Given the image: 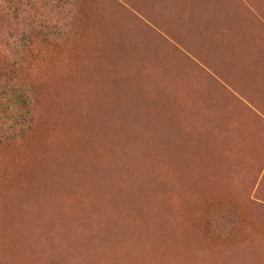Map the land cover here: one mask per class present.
Returning a JSON list of instances; mask_svg holds the SVG:
<instances>
[{
	"label": "trees",
	"instance_id": "1",
	"mask_svg": "<svg viewBox=\"0 0 264 264\" xmlns=\"http://www.w3.org/2000/svg\"><path fill=\"white\" fill-rule=\"evenodd\" d=\"M233 5H234L233 0H0V141L8 144V143L15 142V140L20 138V137H25V139H26V138L31 137L33 135L36 136V134H38V133L44 135L48 130H50V133L52 131H54L53 135H51L50 133H49L50 135L48 133H46V134H48L47 137L49 136V138H51L50 140H48L47 137H43L40 135V139H42V138L43 139L42 140L38 139L40 141L39 145L40 146L43 145L45 147L41 146V148L38 147V148H36V150L31 149L35 145L36 141H38V140L32 141V139L34 137L33 136L32 138L27 140L23 146L8 148L6 151L4 150L3 152L0 153V161L2 160L1 161L2 163H0V167H1L0 174H2L3 172L5 173V174H2V176L0 175L1 176L0 183L3 182V184L1 183L2 185L0 184V193H1L0 194V200H1L0 201V203H1L0 214L2 213L0 215V221H2L1 224L10 225V226H8L9 229L6 227L7 232L6 231L5 232L7 234L4 233V235H6V237H4V235H3V237L0 238V241H1V239L6 238L5 242H4V240H2L3 242H0L1 243L0 247L2 246L0 248V264H33L34 259L38 256L37 251L39 249L36 248L37 242H38V237L32 236V235L35 233L34 231H36V230L38 232L41 231L40 233H42V234L47 233V230L44 227L45 226H49V227L51 226L49 224V222L47 221V218L49 217V215L51 217H54V218H59V217L67 218V219L69 218L70 220L73 221V223L72 222L69 223V222L65 221V222H63L61 224H57L55 226H57V227L61 226L60 228L63 227L62 229H58V230L62 231L63 233L65 232L64 234L66 236H68V241L71 243L73 250L77 249V251L79 250V251H81V253L85 252L82 255L83 259H82L81 263L84 262L83 264H90V262L92 264L93 263L94 264H119L120 262H121V264L122 263L123 264H129L130 262H134L135 261L134 259H137V258L139 261L138 260L135 261L134 264H139V262H141V261L142 262L140 264H143V263L148 264L146 261L140 259V253L144 252V250H145V248L141 247L142 246L141 244L148 237V235L144 236V234L149 233V231H145V230H149L150 227H151L150 230H152L154 228L156 230L157 229L156 226H161V225H162L161 228H162L165 236L171 237L173 240V241H171V243H168V244H167V242L164 243V245H161V247L162 248L165 247V248H163V250H166L167 248H169V250H167V251L169 254L172 255V263H174V264H193V263H195V264H264V262H262V258H261L264 252L260 254L261 250L264 251V249H263L264 245L260 250H257L255 247H253V242H256V246H257L258 242L253 240V242L251 243V240H252L251 237L255 236V235H242V234L239 235V231H236L237 229L234 228V225L240 223V228L238 229V230H240L243 227V223L245 221L247 227H249L250 229L255 230V231H261L264 233V221H262L263 217H261L257 214H254V213H250L251 215H244L243 216L244 220H243L241 217L234 216L233 215L234 212L231 210V208H227V211H229L231 214V217L229 219V213L228 212H222V210H223L222 207H220L218 210V213L221 216H213V215L209 214V211L211 210L212 205L215 202L216 196H218V194H216L214 191L220 190V189H225L224 192L230 191L231 189H229V183L231 184L233 179H234V184H239L243 178L246 180L243 182V187H245L247 189V195L249 196L247 198L252 199L251 203L258 205L264 211V174H263L264 173V82H259L260 78L257 77L258 68L261 69L262 71H264V53H263L264 47L263 46H261V47L257 46V43L255 42V36H253L251 34H248V35L246 34L247 33V31H246V28H247L246 12L241 13L237 16H235L234 14L231 15L230 10L233 7ZM247 8L249 9L248 10L249 14L254 15L255 20H253V21L257 24H258V22H260L264 26V20H262V17L260 15H258L257 11L254 10V8L252 6L251 7L247 6ZM102 18H103V20H102ZM104 23H107V24L105 26H103ZM101 24H103V25H101ZM99 25H101L104 30L103 29L101 30L102 27ZM98 27H100V28H98ZM158 28H160V29H158ZM99 29L102 32L101 31L99 32ZM104 32H106V33H104ZM126 33L131 34V35H127ZM121 35H123V36H121ZM119 36L123 39H120ZM130 36H132V38H130ZM125 37L130 38V40L126 39L127 41L129 40L130 43L132 42L131 39H133V44L132 45L130 43L128 44L127 41L125 40ZM116 39L117 40L119 39L120 42H118ZM112 40H113V42H112ZM115 40H116V42H115ZM122 40H125V42L127 43V50H128L127 52L129 55L127 53L125 55V53L122 52V51H124V52L126 51L124 49V48H126L125 47L126 45L123 48V45L125 43ZM110 42H112L113 44L115 42L114 46H112L113 44ZM120 43L123 45L120 46L121 45ZM116 44H118V45L120 44V45L118 46ZM128 46L134 47V51H132L134 54H131L132 52H130L131 50H133V49H131L132 47H128ZM101 47L103 48L102 50H101ZM119 47H120V49H119ZM90 48H92V50H89ZM106 48H108L109 50ZM115 48L118 50H114ZM129 48H130V50H129ZM121 49H123V50L121 51ZM255 50H257L256 53H255ZM87 51L89 53H87ZM99 51H101V52L98 53ZM105 51H106V53H105ZM102 52H103V54H102ZM107 52L109 54H107ZM117 52H118V55H115V53H117ZM84 53H85V55H84ZM120 53L126 57L121 56ZM113 54L115 57L117 56L118 60H119L120 56L122 57V58H120V61L122 59V61H121L122 65H120V61H118V60H116V58H114ZM130 54H131V56H130ZM89 55H91V56H89ZM101 55L105 56V58L102 57ZM108 56H109V58H108ZM255 56H258V57H255ZM87 57H88V59L90 58L89 59L90 61L87 60ZM130 57L134 61H132V59H130ZM128 58H129V61H128ZM83 59H84V61H83ZM103 59L106 61L109 59V61L110 60L111 61L110 62L107 61L104 64ZM79 61H80V63H79ZM114 62L116 63V66L113 64ZM123 62H125V64ZM117 63L119 65H117ZM78 64H80V65H78ZM103 64L106 66H104ZM123 64H124V66H123ZM113 65H114V67H113ZM71 66L73 67V69L70 68ZM92 66H93V70H92ZM118 66L119 67L121 66L120 69L123 68L122 71L124 74H126L125 76H123V73L121 72V70L120 71L118 70ZM132 66H135L136 69H135V67L132 68ZM100 67H101V70H100ZM109 67H111V69L113 68V69L117 70V72H115V70L112 69V74H111V71H110L111 69H109ZM54 68H55V70H54ZM96 68L99 70L97 71ZM46 69L48 70L47 72L51 73V79L49 77H47V75L45 73ZM65 69H67L66 70L67 72L65 71ZM77 69L78 70L81 69V71H78ZM160 69H163V70H160ZM61 70L63 71V73L61 72ZM75 70H77V72ZM103 70H104V72H102V73L99 72V71H103ZM138 70H141L140 74H139ZM72 71H74V72H72ZM105 71H106V73H105ZM113 71H114V73H113ZM60 72L65 77L62 78L63 76H61L59 79V78H57V76H53V80H52L53 73H60ZM83 72L86 73V75H84ZM160 72H163L164 74L169 72L168 73L169 76H168V74L162 75ZM171 72H175V73H171ZM72 73H73V75H72ZM95 73H99V75L95 74ZM103 73H105V75H103L102 78H100ZM94 74L96 75V77H94ZM108 74H110V76H108ZM114 75H116V76L114 77ZM144 75H145V79H144ZM147 75L149 76V81L147 79L148 78ZM156 75H157L158 79L155 78ZM86 76H88V77H86ZM142 76H143V79H142ZM150 76L153 77V79ZM163 76L164 77L168 76V77H167V79H165L166 77L164 78ZM67 77L71 80L67 79ZM103 77H105V78L103 79ZM106 77H108V78H106ZM111 77H113V78H111ZM130 77H133L132 80ZM135 77H137V78H135ZM140 77H141V80L138 81ZM96 78H98L97 81H96ZM115 78H116V80H115ZM129 78L131 81L129 80ZM125 79H126V81H125ZM134 79H135V81H136V79H138L136 81L137 84H139L142 80L146 82L145 84L143 81L141 82V84H144V85H142V89H141V84L138 87H136V85H135L136 83L133 81ZM61 80H63L64 82ZM67 80L69 81V83L67 82ZM74 80H76V82L77 81H79V82H77V83L75 82V84H74ZM104 80H105V82H104ZM118 80L119 81L123 80V81H121V83L119 82V85H118ZM157 80H158V82L155 83V81H157ZM93 81H95V83ZM132 81H133V83L131 84ZM150 81L151 82L153 81L154 83H150ZM91 82L93 84H96L98 82L97 83L98 85L97 84L93 85ZM111 82L114 85V87H113V85H110ZM62 83L64 85H61ZM79 83L81 84V86ZM102 83H104V84H102ZM122 83H123V85L126 84V85H124V88H125V91L128 90V91H126V93H128L127 96H129L128 97L129 99L127 98V96L124 97V95H126V93L122 89L123 86H120V85H122ZM158 83H160L159 85L163 86V88L162 87L160 88L159 85H158V87H156ZM177 83H179V87L176 85ZM73 84L77 88H75L73 86ZM115 84H116V89H115ZM91 85H93V86H91ZM103 85L106 88H104ZM117 85H118V87H117ZM127 85H129V86L127 87ZM59 86H60V88H58ZM68 86H69V88H67ZM86 86H88V87H86ZM174 86H175V88L177 87V89H175ZM182 86H183V89H181ZM94 87H98V88H94ZM134 87H136L137 89L135 88V90H134ZM153 87L155 88L156 92L154 91ZM172 87L174 88L173 90H171ZM81 88H84V89L82 90ZM103 88L105 91L103 90ZM118 88H119V90H118ZM158 88L160 89L161 92H158L159 91ZM179 88L181 89V91L184 92V94H181L183 92H180ZM113 89H115L116 91L115 90L113 91ZM140 89L142 90V92L144 90L147 91V92L145 91L146 96L143 95V94H145L144 92L143 93L140 92L141 91ZM61 90H62V92H61ZM94 90H97V91H94ZM101 90H102V93H101ZM108 90L112 91V92L109 93ZM121 90H123L124 92ZM130 90L134 91V93L132 91L130 92L131 95H129ZM177 90H178L177 93L178 94L180 93L181 97L183 96V98L180 101L181 102L180 104H176V103H179V99L181 98V97H179L180 95L178 96V94L175 93ZM56 91H57V93H56ZM98 91H100V92H98ZM103 91L106 93L104 94ZM152 91H153V93H152ZM79 92H81V93H79ZM92 92H93V94H92ZM118 92H120L122 95L124 93L121 101H120L121 98L119 96L122 97V95L118 96V94H117ZM137 92H138V96L139 97L141 96L140 98H142V101H146L145 107H143L145 102L143 104V102L141 101V99H139L138 96H137L138 98L136 99L137 101L133 99V96L135 97ZM58 93L60 95L59 97H61V98H59L56 95ZM66 93H67V96H66ZM87 93H88V95H87ZM108 93L111 95V97H109L110 95ZM158 93H159L160 97H155ZM173 93H175V95L177 97L172 95ZM106 94H107V96H106ZM115 94L118 97H114ZM148 94H152V95L147 96ZM153 94H154V96H153ZM75 95H77L78 97L77 96L75 97ZM92 95H94V96L92 97ZM162 95H163V97H162ZM84 96H86V97L83 98ZM100 96H102V97H100ZM131 96H132V98H131ZM143 96L147 97V100L143 99ZM171 96H172V98H170ZM173 96L176 97L177 100ZM151 97L152 98L154 97L153 98L154 100ZM167 97H169V99H171V100L168 101ZM178 97H179V99H178ZM95 98H96V101H94L95 103H93L91 101V99H95ZM111 98L114 100L117 98H119V99H117V101L115 100L116 102L113 103L114 100H112ZM71 99H72V101H71ZM88 99H90L89 103H88V101H89ZM105 99H106V101H105ZM126 99H128V100H126ZM149 99H151V100L148 104ZM164 99L167 101H165ZM172 99H174L176 103L174 102V100L172 101ZM184 99L187 100V102ZM107 100L109 102L105 103V102H107ZM118 100H119V103L116 104L118 102ZM123 100L124 101L126 100L125 101L126 104L124 103ZM130 100L131 101L134 100L136 102L141 101L142 103L141 102H139V103L143 104L142 107L144 109L143 108L140 109L141 104L136 103L139 105L138 106L135 104L134 101L130 102ZM157 100H162V101H157ZM170 101L173 104L172 106H174L173 108L170 104ZM182 101H183L184 105H182L180 108ZM60 102H62L63 104ZM67 102H69V103H67ZM152 102H153V104L156 103L157 105L154 104V105H156V106H154L152 104ZM162 102L163 103L165 102V104H164L165 107L163 106ZM70 103H72V104H70ZM81 103L82 104L84 103V105H82ZM91 103H92V105L90 106ZM98 103H99V105H98ZM166 103H167V105H166ZM174 103H175V105H174ZM187 103L189 104V106L186 105ZM77 104H78V106H77ZM94 104L96 107L94 106ZM115 104L117 107L115 106ZM131 104H133V105L135 104L136 106L133 107V105L131 106ZM60 105L61 106L63 105L64 108H63V106L61 107ZM65 105L67 108L69 107V109L70 108L71 109L70 110L65 109L66 108ZM111 105H112V107L114 105L116 108L110 107ZM123 105H124V107H123ZM148 105H149V107H147ZM152 105L154 106L153 109H151ZM185 105H186L185 109H188V108H190V109H188V110L183 109L182 110V107H184ZM56 106L59 109L58 108L55 109ZM176 106H178V109ZM60 107L62 110H64L66 112L65 113L63 111L64 115H62L63 112H62V110H60ZM101 107L102 108L105 107V111ZM107 107H109L110 109H108ZM119 107H121L122 110ZM128 107H130L131 109H129ZM132 107L135 108V109H133L134 113L132 112L133 111ZM169 107L173 109V112H172V109H170L171 113L175 112V114H176L175 109L177 110L178 113H179L178 110H180V113H179L180 115L181 114L183 115V112L187 111L188 113L190 112V114H187V112H186V115L184 113L185 116L181 115V117L184 118L187 115H190V117L189 116L186 117L185 122L181 117L180 118L178 117L179 121H177V115H175V114L170 115L171 113H169L170 112ZM82 108L84 110H82ZM155 108H157V109L155 110ZM91 109H93V110L91 111ZM99 109H100V112H99ZM114 109H115V111H114ZM164 109H165V112H163ZM111 110L114 113H112ZM117 110H118V113H116ZM123 110H125L124 113L122 112ZM144 110H146V112ZM152 110H154V111H152ZM56 111H58V112L60 111L59 114L62 112L60 114L61 116L57 117V115H59V114H58V112L56 113ZM84 111H86V112L83 113ZM89 111H91V112L89 113ZM107 111H110L111 113L107 112ZM147 111H149L150 114H148ZM67 112H69V113L67 114ZM130 112H132L133 115H131ZM140 112H142L141 115H140ZM152 112H154L158 116L156 117V115L154 113H153L154 115H152L151 114ZM158 112H159V114H157ZM72 113L73 114L77 113V114L73 115ZM94 113H97V114L99 113L98 115H96V118L94 117L95 116ZM106 113L108 116L106 115ZM121 113L122 114L127 113L126 114L127 116L124 115V117H126V118L122 117L123 115H121ZM129 113H130V115H129ZM145 113H147L149 115V117H148V115L146 117ZM160 113H163V116H161L162 117L161 119L159 116V115H161ZM65 114H67V115L65 116ZM88 114H90V115H88ZM102 114H104V115H102ZM115 114H117V117L115 116ZM119 114L121 115V117H119ZM179 114H178V116H180ZM54 115H55V117H54ZM69 115H70V117H68ZM85 115H87V116H85ZM137 115L140 116V118H138ZM150 115L155 116V117L154 118L152 116L150 117ZM164 115H165V117H164ZM173 115L176 117V120H174L175 117ZM252 115H254V116H252ZM73 116L78 117V119H80V120H77V118H74ZM83 116H84V118H83ZM171 116H173V118ZM191 116H193V117H191ZM43 117H45L47 119L45 124H42ZM67 117L69 119H67ZM107 117H109V118L107 119ZM113 117H114V119L119 117L118 118L119 121H118V119L112 120ZM143 117H144V120H143ZM59 118H61V122H60ZM73 118L75 119V122H74ZM97 118H98V120H96L97 121V123H96V121L94 119H97ZM123 118H124V120H123ZM141 118H142V120H139ZM147 118H148L150 124L152 123V120L154 121L152 124V127L154 126L153 128H151V126H149L150 124L148 123V120H146ZM85 119H87V120H85ZM88 119H90V120H88ZM105 119H107V121H110V120L111 121L107 122ZM127 119H129V120L126 122ZM137 119L139 122L142 123V124L140 123L141 125H139V123H137L138 122ZM150 119H152V120L150 121ZM159 119L161 120V122L163 120H165L162 123L165 122L167 124L163 125L161 122H159L160 121ZM181 119L184 122V124L182 123ZM84 120H85V122H88V124L85 123ZM92 120H94V121H92ZM122 120H123V122H122ZM155 120H156V122H155ZM238 120H239L240 124L237 127H240V129L239 128L238 129L236 128V129L242 131L241 134L239 133V131H237L235 129V126L230 124L231 121H238ZM52 121H53L54 125L56 124L55 125L56 128H58V129L60 128L59 129L60 131H58L55 127H54L55 130H52V126H54V125H52ZM55 121H56V123H54ZM64 121H66L67 124H66V122L64 124ZM68 121L70 122V126H69ZM105 121L107 122V124H106L107 127L105 125V123H106ZM115 121H117V122H115ZM129 121H131L132 123ZM227 121H229V123ZM90 122H91V124H89ZM92 122H95V123L93 124ZM101 122H103V125H101L102 124ZM128 122L131 125L128 126L127 125V124H129ZM176 122L177 123L180 122V125L178 126L179 123L177 124ZM78 123L80 125L83 124L82 126H83V128H85V129H83L84 131L80 130L82 128V126L80 127V125ZM133 123H136L137 125L133 124ZM143 123H146V124H143ZM76 124H78L79 126L77 125L78 126L77 127ZM98 124H99L100 129H101L100 134H102L103 137H101V135H99V131H100L99 129H96V131L93 130L94 134L96 133L95 135L98 134V136H95L92 133L93 131L90 132V129L92 130L93 126L96 127V126H98ZM110 124H112V125L109 127L108 125H110ZM115 124H117V125L115 126ZM174 124H175L176 128L173 127ZM50 125H52V126H50ZM58 125H59V127H57ZM91 125H93V126H91ZM138 125L140 127H137ZM156 125H158V126H156ZM167 125H170V126H167ZM185 125H187L186 128H185ZM229 125L232 126L234 132L236 131L234 133V136L231 135L232 132H231V134L229 133L230 131H232V129L229 128L230 127ZM113 126L116 128V131H115V128ZM118 126H119V128H118ZM130 126H132L133 130H132V128H129ZM181 126H184V127H181ZM244 126H245V128H244ZM70 127H71V130L69 129ZM75 127H77V128H75ZM98 127H96V128H98ZM121 127H123V128H121ZM134 127H136V128H134ZM143 127L145 130L143 129ZM156 127L159 129V131H157L158 129ZM215 127H217L216 131L214 129ZM88 128H89V131H88ZM218 128H219V132H221V130L225 129L227 135L222 134L225 132L224 130H223V132H221L219 134V132L217 131ZM77 129H79V131ZM112 129L115 131V133H114V131L112 132ZM124 129H125L126 133H125V131H123ZM130 129L133 132L135 131L137 134L136 133L133 134V132ZM147 129L149 131V134L147 133ZM166 129H168V131L165 132ZM210 129L211 130L213 129V130L210 131V133H209ZM229 129H230V131H229ZM56 130H57V133L59 132L60 136L55 133ZM64 130H68V131H65L66 137H68L67 133H69L70 135H69V139L66 137H63V138H65V140L67 142H68V140L71 139L69 141L71 143L68 142L67 145L61 144L63 146L62 147L60 145V139L62 141L64 140L61 138ZM97 130H98V132H97ZM104 130H105V132L108 130L106 133H108L109 136H108V134L103 133ZM109 130L113 133V136L110 135L111 133ZM227 130H228V132H227ZM74 131H76V133ZM119 131H121L120 132L121 134L118 133ZM141 131H142V133H141ZM143 131H145V132H143ZM213 131H215L214 132L215 134L213 133ZM60 132H62V133H60ZM72 133L75 135H73ZM90 133H91V135H90ZM164 133H165V135H164ZM179 133H181V134L179 135ZM238 133H239V135H238ZM71 134L73 135V137H70ZM76 134L77 135L79 134L78 135L79 137ZM85 134H86V136H85ZM135 134H136V136H135ZM217 134H219L220 136L218 137ZM221 134H222V136H226V137L228 136V137L227 138L225 137L224 139H222L223 137L221 136ZM235 134H236V136H235ZM243 134H245V136H247V137H245L246 138L245 140L243 138L244 142L242 140L239 143L237 141V140H239L238 137H241ZM56 135H57V137H56ZM106 135L108 137H111V138L114 137L113 140L111 138H108ZM118 135H119V137L121 136V138L117 137ZM122 135L125 137V139H124V137H122ZM130 135H131V137H130ZM167 135H168V137H167ZM172 135H174V136L172 137ZM206 135H207V137H206ZM216 135L218 138H216ZM230 135H231V138H230ZM82 136H84V137H82ZM89 136H90V138H89ZM133 136L135 138H133ZM178 136H180V137H178ZM208 136H209V138L211 136L210 140H209ZM92 137H94V139ZM98 137H99V139H98ZM143 137H144V139H142ZM44 138L45 139L47 138L46 140H48V143L51 142V144H48L46 140H45L46 143L41 142V141H44ZM53 138H55L56 141H52ZM72 138H74L73 141H72ZM149 138H151L150 141H149ZM234 138H235V141H234ZM82 139H84V140H82ZM95 139H97V140H95ZM212 139L216 140V142ZM226 139H229L230 141L232 139L233 140L231 142L228 140L230 142L229 143ZM57 140H59V141L57 142ZM65 140L63 142H65ZM90 140L91 141L93 140V142H92L93 144L91 142H88ZM117 140H118V142H117ZM125 140H126V142H125ZM152 140H154V141H152ZM163 140H165V141H163ZM203 140L204 141L207 140V142H205V144H204ZM222 140H224V141H222ZM83 141H85L84 144H82ZM105 141H107V142H105ZM113 141H115V142H113ZM120 141H122V144L119 143ZM147 141H148V143H147ZM155 141H156V145H154ZM170 141H172V142H170ZM209 141H212V143H209ZM236 141H237V145L239 146L238 148H237V145H235ZM67 142H65V144ZM86 142H88L90 144H88ZM112 142H113V144L111 146L114 149L113 148L110 149L111 148L110 146L108 147V145L111 144ZM116 142H117V144H116ZM218 142H220L218 144L219 147L217 145ZM223 142L226 144H224ZM58 143H59V146L53 145V144H58ZM75 143L77 145H79V147H77V145ZM100 143H101V146H100ZM102 143H103V145H102ZM124 143H125V145H124ZM131 143H132V145H130L131 148H128L129 144H131ZM215 143H216L217 147H216ZM232 143H234V144H232ZM37 144H38V142H37ZM37 144H36V147H37ZM46 144H48V145H46ZM104 144H106V145L104 146ZM118 144H119V146H117ZM171 144H173V145H171ZM177 144H179V145H177ZM208 144H209V146H207ZM210 144H211V146H210ZM213 144H214V147L212 146ZM221 144L223 145V148H222ZM9 145L16 146V145H19V143L9 144ZM9 145H6V146H9ZM84 145L86 147H84ZM138 145H140V146H138ZM233 145H235V146H233ZM240 145H241V150H240ZM47 146H48V148H50L52 146V148L48 149ZM55 146H57V147H55ZM87 146H90L91 149H89V147L87 149ZM125 146L127 149L125 148ZM133 146H135V147H133ZM173 146H174V148H173ZM82 147H83V149H82ZM106 147H107V150L109 149L112 151H110L108 153L106 150ZM118 147H120V148L118 149ZM167 147H168V150H167ZM177 147H178V149H177ZM53 148H57V149H53ZM66 148H69V149H66ZM70 148H72V149L70 150ZM74 148H77L78 151L74 150ZM95 148H97V149H95ZM98 148H100V149L103 148V150H99ZM243 148L245 150H247V149L248 150L245 151ZM29 149H30V151L33 150L34 154H33V152H32V154L31 153L29 154L27 152V151H29ZM38 149L40 152L44 149L41 152V154H42L41 158L39 157L40 153L38 152V154H37ZM52 149L56 150V151L49 153L50 151H53ZM62 149L64 151H62ZM79 149H81V151ZM85 149H87V150H85ZM129 149H130V151L133 149L132 153L129 151ZM19 150L21 152H23V155L22 154L21 155L24 158L26 156V159H23L21 157V155H20L21 152ZM45 150H46V152H48L49 150L50 151L47 154L46 152H44ZM67 150H68V152H67ZM72 150H74V151H72ZM82 150L87 151V152L84 151V153H86V155L82 154L83 153ZM117 150H118V152H117ZM134 150H135V152H134ZM239 150H240L241 154L244 155V153H245V155H246V156L242 155V158L245 157L243 160L239 159L241 157V154L238 153ZM243 150L245 152H243ZM71 151L73 152L72 156L70 155V154H72ZM98 151H101V153ZM143 151H144V153H143ZM159 151H160V153H159ZM217 151L218 152L221 151V152L218 153ZM226 151H227V153H226ZM232 151H233V154H232ZM254 151L256 152L255 154H249L250 152H254ZM35 152L37 154V157L35 156V158H34L33 156L36 155ZM43 152H44V154H43ZM55 152H57V153L54 154ZM59 152L61 153V155L58 154ZM63 152H65V153H63ZM69 152H70V154L67 155V153H69ZM94 152H96V153H94ZM106 152L109 156H111L110 158H107L108 155L106 154ZM112 152L114 154H112ZM116 152H117V155H116ZM174 152H176V153H174ZM14 153L19 158L21 157L20 159H23L24 161L20 160L18 157H16L14 155ZM87 153H89V155ZM91 153H94V154H91ZM99 153L101 156L99 155ZM96 154L99 157H97ZM120 154H122V155H120ZM228 154L229 155L232 154L231 160H230L231 155L229 156ZM28 155L30 156V159H29V157H27ZM31 155H33L32 158H31ZM55 155H57V156L59 155L58 157H60V159H57L58 157L56 158ZM82 155L85 157H83ZM90 155L92 156V158L90 157ZM239 155H240V157H238ZM48 156H50V157H48ZM88 156L90 158H88ZM103 156L104 157L106 156L104 158V161H102ZM169 156L170 157L172 156V157L170 158ZM15 157H16V159H15ZM42 157H44V158L48 157V158L45 161V159ZM61 157L63 159L65 158L69 162H67L66 160L63 161V159H61ZM72 157H73V159H75L77 161L78 165L74 164V163H76V161L74 162ZM113 157H115V159ZM127 157L129 158V160ZM143 157H145V158L143 159ZM6 158L9 162V164L6 161ZM9 158H11L12 160ZM37 158L39 159V161ZM50 158H52V159H50ZM67 158H69V159H67ZM70 158L73 160V163L71 162L72 160ZM81 158H83V159H81ZM86 158H88V159H86ZM32 159H34L36 162L33 160L32 165H31ZM84 159H86V160H84ZM89 159H91V160L89 161ZM109 159L110 160L113 159V160L110 161ZM118 159L121 161H119ZM167 159H169V160H167ZM246 159L248 161H246ZM43 160L45 162H43ZM78 160H80V161H78ZM107 160H109L108 161L109 163L107 162ZM116 160H118L119 166L117 165L118 163L116 162ZM173 160H174V162H172ZM10 161H11V163H10ZM53 161H56L58 163H56V162L53 163ZM60 161H63V162L61 163ZM88 161H89V163H88ZM97 161L98 162L102 161L99 163L100 167L98 166ZM114 161H115V163H114ZM26 162H27V165H26ZM65 162H67L66 163L67 166H66ZM103 162H107V163L102 164ZM122 162H124V163L122 164ZM33 163H35L36 165ZM60 163L62 166H60ZM90 163H91V165H89ZM166 163H168L169 166ZM176 163H178L179 166L177 165V167H175ZM230 163H232V164H230ZM22 164H23V166H22ZM28 164H30L31 166L29 165V167H27ZM39 164H41V166ZM42 164H43V166H42ZM53 164H54V166L56 164L58 165L59 171L57 170V166L53 167ZM68 164H70L71 166ZM82 164H83V166H81ZM86 164L88 165V167H85ZM95 164H97V166H95ZM100 164H102L103 170H102V166ZM105 164H107V168H106ZM114 164H116V166H118V167H116ZM13 165H15V166H13ZM46 165H47V167H46ZM76 165L77 166L80 165V167L75 168ZM132 165H133V167H132ZM196 165H197V167H196ZM213 165H214V167H213ZM227 165L229 167H227ZM5 166L8 168V170L10 167L11 173H10V170L7 171V168H5ZM11 166L14 168H12ZM44 166H45V168H44ZM49 166L51 168H49ZM73 166H74V168H72ZM182 166H183V168H182ZM41 167H42V170H41ZM59 167H62V168H59ZM84 167L87 168L88 171L89 170H92V171H90L88 173V172H86L87 170L85 171ZM90 167H91V169H90ZM98 167H99V169H98ZM172 167H174V169ZM235 167H237V168H235ZM17 168L19 169V171L20 170L21 171L18 172ZM68 168H72V170L70 169L71 171H69ZM79 168H80V170H79ZM82 168H84V169H82ZM95 168H96V170H95ZM145 168H146V170H145ZM161 168L162 169L164 168V169L162 170ZM177 168H178V170H177ZM73 169H75V170L73 171ZM77 169H78V171H77ZM81 169L83 171H85L83 174H81V172H83V171H81ZM1 170H3V171H1ZM12 170L14 171V173ZM39 170H40V172L37 173V171H39ZM65 170H67L66 172L68 173V175L65 172ZM148 170L150 171V173ZM174 170H175V172H174ZM224 170L226 172H224ZM6 171H7V173H6ZM30 171H32L31 174H29ZM48 171H50L51 174ZM61 171H62V173H61ZM153 171H154V173H153ZM261 171H262V174H261ZM33 172H34V174H32ZM74 172L76 174H73ZM77 172H78V174H77ZM122 172H123V174H122ZM25 173H26V175H28V174L29 175L26 176ZM35 173H37V176ZM48 173H49V176H48ZM65 173H66V175H65ZM85 173H87V174H85ZM93 173L95 176L93 175ZM111 173L114 174V177H112L113 174H111ZM182 173H183V176H182ZM58 174L60 177L58 176ZM62 174H64V175L62 176ZM90 174H91V176H90ZM121 174H122V176H121ZM44 175H46V176H44ZM72 175H73V179H72ZM85 175H88L91 178L89 177L90 179H88V176L85 177ZM153 175H154V177H153ZM12 176H15V177L13 178ZM53 176H55V177H53ZM67 176H69V177H67ZM105 176L108 178H106ZM143 176H144V178H143ZM145 176H146V178H145ZM79 177L81 179H79ZM82 177L84 179L86 178L85 180H87L88 184L83 180ZM60 178H61V180H60ZM5 179H7V180H5ZM27 179H28V181H27ZM41 179H43V180H41ZM91 179H92V181H91ZM102 179H103V181H102ZM112 179H114V180L112 181ZM140 179H141V181H140ZM3 180L5 181V183ZM31 180H33L34 182ZM56 180H57V182H60L62 184L61 187H60L61 184L54 182ZM63 180H64V182H63ZM66 180H68V183L69 182L70 183L66 184V182H67ZM69 180H72V181H69ZM76 180H77V182H76ZM154 180H155V182H154ZM158 180H160V181H158ZM35 181L36 182L39 181V182L36 183ZM145 181H146V183H145ZM52 182L55 183L56 185L55 184L53 185ZM89 182L92 184H90ZM106 182H108V183H106ZM30 183H31V186H30ZM64 183L66 186H63ZM75 183H77V184L75 185ZM25 184H27V185H25ZM32 184H33V186H32ZM46 184L47 185L49 184V186H47ZM71 184H74V185L72 187L70 186L71 187V190H70V188L68 186ZM152 184H154V185H152ZM194 184H196V186ZM198 184H199L201 189L198 187ZM23 185H25V186H23ZM37 185H39V186H37ZM44 185H46V186H44ZM57 185L59 187V190L57 189L58 188ZM88 185H90V187H88ZM1 186H3V187H1ZM26 186H27V188H26ZM43 186H44V188L40 189ZM84 186L86 187L85 189L88 188L87 191L85 189H83ZM91 186L92 187L94 186L95 189L91 188ZM159 186H161V188H159ZM193 186L195 188L196 187H198V188L195 189V188H193ZM62 187H64V189L67 188V190L65 189L66 191L65 190L63 191L65 194H63V192H62V190H63ZM52 188L54 191H55V189H57L56 190L57 192L56 191L54 192L52 190ZM75 188H77L76 191L74 190ZM27 189H28V191H27ZM37 189H39L41 191H37ZM43 189H44V192H43ZM90 189H92V190H90ZM123 189H125V190L123 191ZM152 189H153V191H152ZM198 189H200V190H198ZM12 190H13V192H12ZM88 190L90 193L88 192ZM98 190H100V192ZM104 190H105V192H104ZM140 190H141V192H140ZM243 190H244V188H243ZM33 191H34V193H32ZM70 191H72V192H70ZM73 191H74V194L72 195L71 193H73ZM159 191H160V193H159ZM250 191L254 193L253 198L251 197ZM27 192L28 193L30 192L31 195L30 194H29V196L26 195V194H28ZM39 192L42 193V197H41V194H39L37 196V193H39ZM81 192L84 194L83 195L84 197L81 195L82 194ZM86 192L88 194H85ZM49 193H51V196H49L50 195ZM52 193L53 194L56 193L55 197L53 199H52V197L54 195ZM69 193L71 194V196H69L70 195ZM77 193L79 196L81 195L82 197L76 196ZM33 194H34V196H32ZM111 194H112V196H111ZM127 194H128V196H126ZM172 194L174 195V197ZM190 194H192V196ZM215 194H216V196L213 197ZM116 195H117V197H116ZM138 195H140V196H138ZM142 195H143L144 199L142 198ZM227 195L228 194H225V195H221L219 197L223 198L222 196H227ZM31 196L33 197V199L34 198L35 199L33 200ZM61 196H62V198H61ZM100 196H103V197H100ZM3 197H4V199H3ZM37 197L38 198L41 197L42 199L40 198L38 200ZM73 197L75 200L78 199L77 197H79V199L80 198H83V199L82 200L78 199L79 200V201L77 200L78 203H75L76 201H74V203H73V201H72ZM85 197L87 198V200ZM8 198H9V201H8ZM46 198H48V199H46ZM55 198H56V201L54 200ZM67 198L69 200L68 202L72 201L68 205H66L68 203ZM113 198H115V199H113ZM125 198H126V200H125ZM131 198H133V199H131ZM152 198H154V199H152ZM195 198H196V200H195ZM254 198L255 199H262L263 202L259 203L257 201H254ZM70 199H72V200H70ZM137 199L139 200L138 202H137ZM157 199H158V201H157ZM30 200H31V203L29 202ZM51 200L54 201V204ZM120 200H122L121 201L122 203L120 202ZM83 201H84V204L82 205ZM107 201H109V202H107ZM125 201H126V204H128V205L124 209V207L126 205ZM140 201H142V202H140ZM6 202H7V204H5ZM19 202H21V203H19ZM62 202H64V203H62ZM101 202H102V204H100ZM16 203H17V205H16ZM144 203H146V204L144 205ZM40 204H42V205H40ZM72 204H73V206H72ZM46 205H48V206H46ZM95 205H97V206L95 207ZM119 205H121V207L124 206L121 209L125 210V212H124L125 215H123V210H120V207L118 208ZM129 205H130V207H129ZM7 206H8V208L9 207L10 208L7 209ZM18 206L21 208H19ZM27 206H29V207H27ZM59 206H60V208H59ZM69 206L70 207L72 206L71 207L72 210H71V208H69ZM45 207H47V208L45 209ZM78 207L80 209L82 207L81 213L83 212L84 216H83V214L82 215L80 214V210L78 209ZM86 207H87V209H86ZM97 207L103 208V209L100 210V209H97ZM141 207H142V209H141ZM170 207H171V209H170ZM189 207H191V208H189ZM66 208H68V209H66ZM147 208L151 211H148ZM20 209H21V211L22 210L23 211L21 212ZM25 209H27V210H25ZM64 209H66V210H64ZM93 209L95 210V212ZM3 210L5 212H3ZM15 210H17V211H15ZM33 210L35 211L36 214H38L37 215V222H36V230L33 228L34 227L33 222H30L28 220L29 216L33 215ZM38 210H39V212H38ZM99 210H100V212H99ZM108 210H109V212H108ZM114 210H116V211H114ZM119 210L122 212H120ZM136 210L138 212L137 215H135ZM19 211L22 213V215H20L21 213ZM47 211L49 212V214ZM127 211H128V213H127ZM129 211H130V213L132 212L131 213L132 215H130ZM66 212H67L68 216H67ZM142 212L144 213L143 215H141ZM151 212H153V214H151ZM64 213H65V215H64ZM100 213H102V214H100ZM14 214H16V215L14 216ZM85 215H86V217H85ZM117 215H118V217H116ZM129 215H130V217H129ZM134 215L136 218L137 217H139V218H137V220H135ZM145 215H146V219L148 218L149 220H146L144 222L145 219H142V220H140V219L143 217L145 218ZM123 216L126 218H124ZM5 217H6V219H5ZM10 217L13 220L10 219ZM18 217H19V219H18ZM81 217H83L82 221H81ZM164 217H165V219H164ZM14 218H16V219H14ZM106 218H107V220H106ZM127 218H129V219H127ZM7 219H8V221H7ZM189 219H190V221H189ZM228 219H229V221L227 222ZM99 220H101V221H99ZM122 220H123V222H121ZM138 220H140V221H138ZM6 221H7V223H6ZM9 221H10V223H9ZM11 221H13V222H11ZM89 221H90V223H89ZM175 221H176V223H175ZM16 222H17V225L14 224ZM18 222H20V224H19L20 227L18 225ZM136 222H137V224H135ZM139 222H140V225L138 226ZM141 222L143 224H141ZM147 222H149L150 225ZM187 222H189V223H187ZM22 223H24V224H22ZM75 223H76V225H75ZM87 223H88V225H87ZM114 223H116V224H114ZM130 223H131V226H130ZM132 223L137 226L136 229H134L135 226H133ZM166 223H168V224H166ZM11 224L12 225L14 224L13 225L14 227H12ZM30 224H32V225H30ZM189 224H191V225H189ZM123 225H125V226H123ZM147 225H149L148 226L149 228L146 227ZM169 225H171V227ZM229 225L231 228L229 227ZM69 226H75V227L69 228ZM144 226L146 227L145 229L142 228ZM15 227H17V228H15ZM120 227H122V228H120ZM139 227H141L142 230ZM182 227H183V229H182ZM41 228H43V229H41ZM76 228L78 230H76ZM90 228H91V231H90ZM130 228H132L133 230H131ZM18 229H19V231H18ZM52 229L56 230L54 227H52ZM71 230H73V231H71ZM85 230H86V232L84 233ZM192 230H193V232H192ZM9 231L11 233H9ZM131 231H134V232H131ZM137 231L139 233L143 232L144 234L143 233H140V234L136 233ZM234 231H236V232L234 233ZM13 232L18 233L19 235L14 234L15 236L12 237L11 234L13 235ZM146 232H148V233H146ZM175 232H176V234H175ZM133 233H135V236ZM263 233H259L258 235L262 236V235H264ZM170 234H171V236H170ZM7 235H10V236H8V238H7ZM89 235H90V237H89ZM136 235H139V236L137 237ZM132 237L133 238L135 237L134 240ZM139 237H141V238H139ZM174 237H175V239H174ZM130 238L132 241L130 240ZM7 239L11 240L10 242H8V244H6L8 241ZM74 239L76 242L74 241ZM94 239H96V240H94ZM126 239H128V241H129V243H128L129 246L134 247L136 249H138V248L140 249V247H141L142 249L140 251H139V249L138 250L135 249L136 250L135 251L134 248H131V247L127 248L128 244H125V242L127 243ZM139 239H141L142 242H141V240L139 241ZM79 240H80V242H79ZM130 241H131V245H130ZM244 241H245L246 245H244V243H243ZM122 242L126 246L123 244L120 245ZM140 242H141V244H140ZM87 243H89V244H87ZM138 243L140 244V247H139ZM177 243H179V244H177ZM180 243H182V244H180ZM197 243H198L199 248L196 245ZM117 244H118V246H116ZM9 245H10L11 249L8 248ZM15 245H16V247H14ZM134 245H137V246H134ZM6 246H7V252H5ZM123 246H125V247H123ZM184 246H185V248H184ZM125 248H127V249L130 248L129 251H131L133 254L131 252L129 254V251L128 250L127 251H128V254L130 256L131 255L133 256L134 261L133 260L131 261V259L129 258L130 256H128L127 252H125L126 251ZM132 249L134 251H132ZM185 249H186V252L184 253ZM187 249H189V250H187ZM1 250H3V252ZM9 250L11 251L10 253H9ZM182 250H183V252H182ZM196 251H197V253H196ZM91 252H92V254H91ZM122 252H124L125 255L127 254V260H125L124 253L122 255ZM134 252H137V253H134ZM181 252H182V254L180 255ZM200 252H201V254H200ZM135 254L137 255L136 256L137 258L135 257ZM120 256H121V258H120ZM132 256H131V258H132ZM5 257H7L8 259ZM122 257H124V259ZM117 258H118L119 262L115 261ZM121 259H122V261H121ZM90 260H92L93 262ZM123 260H124V262H123ZM259 260L262 263L259 262ZM196 261H198V262H196ZM185 262H187V263H185Z\"/></svg>",
	"mask_w": 264,
	"mask_h": 264
},
{
	"label": "bare ground",
	"instance_id": "2",
	"mask_svg": "<svg viewBox=\"0 0 264 264\" xmlns=\"http://www.w3.org/2000/svg\"><path fill=\"white\" fill-rule=\"evenodd\" d=\"M102 20H103V18H102ZM104 20H105V19H104ZM105 21H106V20H105ZM105 21H104V22H105ZM106 24H107V23H104V25H103V24H101V25L105 26ZM101 25H99V26H101ZM101 27H102V26H101ZM98 28H100V27H98ZM102 29H103V27L101 28V30H102ZM101 30L99 29V32H100ZM103 30H104V29H103ZM101 32H102V31H101ZM104 33H106V32H104ZM126 34H127V35H131V34H128V33H126ZM126 34H125V35H126ZM121 36H123V35H121ZM119 38H120V39H123V38H121L120 36H119ZM130 38H132V36H130ZM130 38H129V37H128V38L125 37V40H126V39H129V40H130ZM109 40H110V39H109ZM116 40H117V39H116ZM116 40H115V42H116ZM125 40H122V41L125 43L124 45L121 44L122 42L120 43L121 45H120V44H119V45H120V46L123 45V48H124V46L126 45V46H125L126 48H124V49L126 50L125 52L122 51L123 49H121V51H122L123 53H125V55H126V53L128 54V52H127V51H128V50H127V43L129 44L130 42H129V40H128V41L126 40V41H127V43H126ZM131 40H132V42H131L130 44L132 45V44H133V39H131ZM117 41L120 42L119 39H118ZM134 41H135V40H134ZM108 42H109V41H108ZM112 42H113V40H112ZM112 42H110V43H112ZM115 42H114V44H115ZM110 43H109V44H110ZM112 44H113V43H112ZM114 44H113L112 46H114ZM105 45H106V44H105ZM116 45H118V44H116ZM116 45H115V46H116ZM119 45H118V46H119ZM105 47H106V46H105ZM107 47H108V46H107ZM110 47H111V46H110ZM128 47H132L131 49H133V50H131L130 52L134 51V47H133V46H128ZM113 48H114V47H113ZM102 49H103V48L101 47V50H102ZM106 49H108V48H106ZM119 49H120V47H119ZM89 50H92V48H90ZM89 50H88V51H89ZM104 50H105V49H104ZM108 50H109V49H108ZM108 50H107V51H108ZM114 50H118V49L115 48ZM129 50H130V48H129ZM88 51H87V53L90 52V51H89V52H88ZM112 51H113V50H112ZM100 52H101V51H99L98 53H100ZM103 52H104V51H103ZM103 52H102V54H103ZM108 52H109V51H108ZM108 52H107V54H109ZM110 52H111V51H110ZM119 52H120V51H119ZM93 53H94V52H93ZM105 53H106V51H105ZM91 54H92V53H91ZM120 54H121V53H120ZM120 54H119V55H120ZM131 54H134V53L132 52ZM131 54H130V56H131ZM135 54H136V53H135ZM84 55H85V53H84ZM92 55H93V54H92ZM115 55H118V52L115 53ZM128 55H129V54H128ZM128 55H127V56H128ZM89 56H91V55H89ZM101 56L105 58V56H103V55H101ZM113 56H114V54H113ZM121 56H124V55L121 54ZM121 56H120V58H122ZM136 56H137V55H136ZM99 57H100V56H99ZM111 57H112V56H111ZM111 57H110V58H111ZM124 57H126V56H124ZM132 57H133V56H132ZM108 58H109V56H108ZM114 58H116V60H118V59H117V56H116V57L114 56ZM120 58H119L118 61H120ZM81 59H82V58H81ZM89 59H90V58H89ZM89 59H88V57H87V60H89ZM130 59H132V58L130 57ZM103 60H104V59H103ZM135 60H136V59H135ZM81 61H82V60H81ZM83 61H84V59H83ZM89 61H90V60H89ZM107 61H109V59H108ZM107 61L104 60V64H105V62H107ZM110 61H111V60H110ZM110 61H109V62H110ZM114 61H115V60H114ZM121 61H122V59H121ZM121 61H120V65H122ZM128 61H129V58H128ZM132 61H134V60L132 59ZM85 62H86V61H85ZM100 62H101V61H100ZM109 62H108V63H109ZM76 63H77V62H76ZM79 63H80V61H79ZM83 63H84V62H83ZM90 63H91V62H90ZM111 63H112V62H111ZM123 63L125 64V62H123ZM94 64H95V63H94ZM101 64H102V63H101ZM104 64H103V65H104ZM109 64H110V63H109ZM113 64L116 66V63H115V62H114ZM124 64H123V66H124ZM128 64H129V63H128ZM136 64H137V63H136ZM78 65H80V64H78ZM114 65H113V67H114ZM117 65H119V64L117 63ZM134 65H135V64H134ZM73 66H74V65H73ZM86 66H87V65H86ZM104 66H106V65H104ZM104 66H103V67H104ZM109 66H110V65H109ZM111 66H112V65H111ZM75 67H76V66H75ZM75 67H74V68H75ZM101 67H102V66H101ZM101 67H100V70H101ZM120 67H121V66H120ZM120 67L118 66V70H119V71L121 70V72L123 73V71H122L123 68L120 69ZM130 67H131V66H130ZM133 67H135V66H132V68H133ZM70 68L73 69L72 66H71ZM68 69H69V68H68ZM83 69H84V68H83ZM102 69H103V68H102ZM109 69H111V67H109ZM109 69H108V70H109ZM112 69H113V68H112ZM112 69L110 70V71H111V74H112ZM124 69H125V68H124ZM135 69H136V67H135ZM62 70H63V69H62ZM62 70H61V71H62ZM66 70H67V69H65V71H66ZM77 70H78V69H77ZM77 70H75V71L77 72ZM92 70H93V66H92ZM96 70L98 71L99 69L96 68ZM106 70H107V69H106ZM113 70H115V69H113ZM160 70H163V69H160ZM63 71H64V70H63ZM63 71H62V72H63ZM70 71H71V70H70ZM70 71H69V72H70ZM78 71H81V69L78 70ZM97 71H96V72H97ZM110 71H109V72H110ZM126 71H127V70H126ZM138 71H139V74H140V71H141V70H138ZM66 72H67V71H66ZM72 72H74V71H72ZM94 72H95V71H94ZM99 72L102 73V72H104V70H103V71H99ZM115 72H117V70H115ZM177 72H178V71H177ZM64 73H65V72H64ZM78 73H79V72H78ZM83 73H84V72H83ZM105 73H106V71H105ZM105 73H103V74L101 75L100 78H102V76L105 75ZM113 73H114V71H113ZM127 73H128V72H127ZM160 73H161L162 75L164 74L163 72H160ZM168 73H169V72H168ZM168 73H165L164 75H166V74H168ZM171 73H175V72H171ZM178 73H179V72H178ZM178 73H177V74H178ZM66 74H67V73H66ZM74 74H75V73H74ZM81 74H82V73H81ZM88 74H89V73H88ZM88 74H87V75H88ZM95 74H98V75H99V73H95ZM95 74H94V77H96ZM67 75H68V74H67ZM72 75H73V73H72ZM84 75H86V73H84ZM125 75H126V74L123 73V76H125ZM127 75H128V74H127ZM141 75H142V74H141ZM170 75H171V74H170ZM61 76H62V75H61ZM74 76H75V75H74ZM78 76H79V75H78ZM81 76H82V75H81ZM108 76H110V74H108ZM112 76H113V75H112ZM115 76H116V75H114V77H115ZM147 76H148V75H147ZM152 76H153V75H152ZM160 76H161V75H160ZM168 76H169V74H168ZM168 76H167V77H168ZM63 77H64V76H63ZM63 77H62V78H63ZM68 77H69V76H68ZM68 77H67V79H69ZM72 77H73V76H72ZM86 77H88V76H86ZM91 77H92V76H91ZM91 77H90V78H91ZM137 77H138V76H137ZM137 77H135V78H137ZM150 77H151V76H150ZM163 77H164V76H163ZM165 77H166V76H165ZM165 77H164V78H165ZM167 77H166L165 79H167ZM80 78H81V77H80ZM104 78H105V77H103V79H104ZM106 78H108V77H106ZM111 78H113V77H111ZM130 78H131V80H132L133 77H130ZM130 78H129V80H130ZM151 78L153 79V77H151ZM155 78L158 79L157 75H156ZM164 78H163V79H164ZM76 79H77V78H76ZM84 79H85V78H84ZM120 79H121V78H120ZM120 79H119V80H120ZM123 79H124V78H123ZM142 79H143V76H142ZM144 79H145V75H144ZM147 79H148V81H149V76H148ZM147 79H146V80H147ZM152 79H151V80H152ZM69 80H71V79H69ZM77 80H78V79H77ZM97 80H98V78H96V81H97ZM111 80H112V79H111ZM111 80H110V81H111ZM115 80H116V78H115ZM119 80H118V85H119V82L121 83V81H123V80H121V81H119ZM131 80H130V81H131ZM137 80H138V79H136V81H137ZM140 80H141V77L139 78L138 81H140ZM61 81H63V80H61ZM125 81H126V79H125ZM127 81H128V80H127ZM130 81H129V82H130ZM133 81L136 83V84H135L136 87H138V86L141 84V82H142L143 80H142L139 84H137V82L135 81V79H134ZM133 81L131 82V84L133 83ZM63 82H64V81H63ZM67 82L69 83L68 80H67ZM75 82H76V80H74V84H75ZM77 82H79V81H77ZM77 82H76V83H77ZM93 82L95 83V81H93ZM104 82H105V80H104ZM112 82H113V81H112ZM112 82H111V84H110V83H109V84H110V85H113ZM116 82H117V81H116ZM116 82H115V83H116ZM143 82H144V84L146 83L145 81H143ZM156 82H158V80L155 81V83H156ZM72 83H73V82H72ZM83 83H84V82H83ZM91 83H92V82H91ZM97 83H98V82H97ZM97 83H96V84H97ZM100 83H101V82H100ZM107 83H108V82H107ZM123 83H124V82H123ZM123 83H122V85H120V86H123V88H122V87H121V88L125 91L124 85H126V84L123 85ZM125 83H126V82H125ZM150 83H154V82H153V81H152V82L150 81ZM74 84H73V86H74ZM79 84H80V83H79ZM92 84H93V83H92ZM96 84H93V85H96ZM102 84H104V83H102ZM144 84H141V89H142V85H144ZM159 84H160V83H158L156 87H158ZM61 85H64V84L62 83ZM93 85H91V86H93ZM97 85H98V84H97ZM105 85H106V84H105ZM118 85H117V87H118ZM133 85H134V84H133ZM153 85H154V84H153ZM161 85H162V84H161ZM176 85L179 87V83H177ZM45 86H46V85H45ZM80 86H81V84H80ZM83 86H84V85H83ZM100 86H101V85H100ZM128 86H129V85H127V87H128ZM147 86H148V85H147ZM159 86H160V85H159ZM74 87H75V86H74ZM86 87H88V86H86ZM103 87H104V85H103ZM109 87H110V86H109ZM111 87H112V86H111ZM113 87H114V85H113ZM130 87H131V86H130ZM130 87H129V88H130ZM136 87H134V90H135ZM151 87H152V86H151ZM161 87L163 88V86H160V88H161ZM44 88H45V87H44ZM46 88H47V87H46ZM58 88H60V86H59ZM62 88H63V87H62ZM67 88H69V86H68ZM75 88H77V87H75ZM90 88H91V87H90ZM90 88H89V89H90ZM94 88H98V87H94ZM94 88H93V89H94ZM99 88H100V87H99ZM104 88H106V87H104ZM104 88H103V90H104ZM121 88H120V89H121ZM139 88H140V87H139ZM139 88H138V89H139ZM146 88H147V87H146ZM153 88H154V87H153ZM174 88H175V86H174ZM174 88L172 87L171 90H173ZM79 89H80V88H79ZM81 89L83 90L84 88H81ZM100 89H101V88H100ZM110 89H111V88H110ZM115 89H116V84H115ZM115 89H113V91H114ZM136 89H137V88H136ZM141 89H140V90H141ZM148 89H149V88H148ZM158 89H159V88H158ZM158 89H157V90H158ZM175 89H177V87H176ZM179 89H180V88H179ZM181 89H183V86H182ZM181 89H180L179 91H180V92H183V91H181ZM65 90H66V89H65ZM97 90H98V89H97ZM97 90H94V91H97ZM118 90H119V88H118ZM123 90H121V91H123ZM161 90H162V89H161ZM45 91H46V90H45ZM73 91H74V90H73ZM73 91H72V92H73ZM104 91H105V90H104ZM104 91H103V92H104ZM108 91H109V90H108ZM115 91H116V90H115ZM121 91H120V92H121ZM124 91H123V92H124ZM126 91H128V90H126ZM126 91H125V93H126ZM131 91H132V90L129 91V95H131V93H130ZM137 91H138V90H137ZM145 91H146V90H144L143 92L145 93ZM154 91H155V88H154ZM174 91H175V90H174ZM61 92H62V90H61ZM75 92H76V91H75ZM77 92H78V91H77ZM98 92H100V91H98ZM110 92H112V91H109V93H110ZM120 92L117 93L118 96H119V95H122ZM123 92H122V93H123ZM132 92L134 93V91H132ZM140 92H142V90H141ZM140 92H139V93H140ZM143 92H142V93H143ZM146 92H147V91H146ZM155 92H156V91H155ZM158 92H161L160 89H159ZM177 92H178V90H177L175 93H177ZM56 93H57V91H56ZM68 93H69V92H68ZM79 93H81V92H79ZM84 93H85V92H84ZM89 93H90V92H89ZM101 93H102V90H101ZM101 93H100V94H101ZM105 93H106V92H104V94H105ZM109 93H108V94H109ZM119 93H120V94H119ZM142 93H141V94H142ZM152 93H153V91H152ZM175 93H173L172 95L176 96ZM70 94H71V93H70ZM70 94H69V95H70ZM85 94H86V93H85ZM92 94H93V92H92ZM127 94H128V93H126V95H124V93H123L124 97H126ZM167 94H168V93H167ZM170 94H171V93H170ZM177 94H178V93H177ZM181 94H184V92L181 93ZM56 95H57L58 97L60 96L59 93L56 94ZM87 95H88V93H87ZM90 95H91V94H90ZM109 95H110V94H109ZM115 95H116V94H115ZM115 95H114V97H118L117 95H116V96H115ZM123 95H122V97L119 96V97L121 98L120 101L122 100ZM143 95L146 96V93L143 94ZM150 95H152V94H148L147 96H150ZM165 95H166V94H165ZM165 95H164V96H165ZM179 95H180V93L178 94V96H179ZM66 96H67V93H66ZM76 96H77V95H75V97H76ZM93 96H94V95H92V97H93ZM106 96H107V94H106ZM112 96H113V95H112ZM132 96H133V95H132ZM132 96H131V98H132ZM137 96H138V92H137V94H136V96H135L136 98L133 96V99L136 100V99L139 97V96H138V97H137ZM144 96H143V99H146V100H147V97H144ZM153 96H154V94H153ZM174 96H173V97H174ZM73 97H74V96H73ZM77 97H78V96H77ZM85 97H86V96H84L83 98H85ZM100 97H102V96H100ZM109 97H111V95H110ZM109 97H108V98H109ZM128 97H129V96H127V98H128ZM140 97H141V96H140ZM140 97H139V99H141V101H142V98H140ZM155 97H160L159 93H158ZM162 97H163V95H162ZM176 97H177V96H176ZM176 97H174V98H176ZM179 97H181V95H180ZM179 97H178V99H179ZM59 98H61V97H59ZM83 98H82V99H83ZM97 98H98V97H97ZM151 98H152V97H151ZM153 98H154V97H153ZM153 98H152V99H153ZM164 98H165V97H164ZM167 98H168V99H167L168 101L171 100V99H169V97H167ZM170 98H172V96H171ZM182 98H183V96L179 99V103H176L174 99H172V101L174 100V102H175L176 104H180V103H181L180 101H181ZM185 98H186V97H185ZM56 99H57V98H56ZM63 99H64V98H63ZM109 99H110V98H109ZM111 99H112V98H111ZM117 99H119V98H117ZM117 99H115V100L117 101ZM128 99H129V98H128ZM128 99H126V100H128ZM139 99H138V100H139ZM155 99H156V98H155ZM162 99H163V98H162ZM165 99H166V98H165ZM165 99H164V100H165ZM73 100H74V99H73ZM85 100H86V99H85ZM85 100H84V101H85ZM88 100H89V101H88V103H89V102H90V99H88ZM112 100H114V99H112ZM115 100L113 101V103L116 102ZM126 100H125V101H126ZM134 100H132V101H134ZM150 100H151V99H149L148 104H149ZM153 100H154V99H153ZM153 100H152V101H153ZM164 100H163V101H164ZM167 100H165V101H167ZM176 100H177V98H176ZM184 100H185V99H184ZM69 101H70V100H69ZM71 101H72V99H71ZM79 101H80V100H79ZM91 101H92L93 103H95L94 101H96V98H95V99H91ZM105 101H106V99H105ZM110 101H111V100H110ZM123 101H124V100H123ZM125 101H124V103H125ZM132 101L130 100V102H132ZM136 101H137V100H136ZM136 101H134L135 104L141 102V101H138V102H136ZM157 101H162V100H157ZM185 101L187 102V100H185ZM65 102H66V101H65ZM65 102H64V103H65ZM108 102H109V101L107 100V102H105V103H108ZM111 102H112V101H111ZM142 102H143V104H144V102H145V104H144V106H143V107H145V105H146V101H142ZM142 102H141V103H142ZM153 102H154V101H153ZM153 102H152V104H153ZM155 102H156V101H155ZM60 103H62V102H60ZM67 103H69V102H67ZM67 103H66V104H67ZM100 103H101V102H100ZM105 103H104V104H105ZM118 103H119V100H118V102H117L116 104H118ZM122 103H123V102H122ZM122 103H121V104H122ZM141 103H139V104H141ZM156 103H157V102H156ZM156 103H154V104H156ZM162 103H163V102H162ZM175 103H174V105H175ZM62 104H63V103H62ZM70 104H72V103H70ZM73 104H74V103H73ZM81 104H82V103H81ZM110 104H111V103H110ZM116 104H115V106H116ZM121 104H120V105H121ZM125 104H126V103H125ZM125 104H124V105H125ZM135 104H134V105L131 104V106L133 105V107H134V106L138 105V104H136V105H135ZM143 104L140 105V109L143 108V107H142ZM154 104H153V105H154ZM164 104H165V102L163 103V106H164ZM170 104H171V106L173 105L171 101H170ZM82 105H84V103H83ZM82 105H81V106H82ZM91 105H92V103L90 104V106H91ZM98 105H99V103H98ZM106 105H107V104H106ZM106 105H105V106H106ZM124 105H123V107H124ZM153 105H152V108H151V109H153V107L156 106L157 104L154 105V106H153ZM166 105H167V103H166ZM182 105H184V104H183V101H182V104L180 105V108H181ZM186 105L189 106L188 103H187ZM186 105H185L184 107H182V110L185 109ZM60 106H61V105H60ZM62 106H63V105H62ZM62 106H61V107H62ZM77 106H78V104H77ZM94 106H95V104H94ZM101 106H102V105H101ZM115 106L113 105L114 108L117 107V106H116V107H115ZM126 106H127V105H126ZM138 106H139V105H138ZM161 106H162V105H161ZM161 106H160V107H161ZM178 106H179V105H178ZM178 106H176L177 109H178ZM61 107H60V110H62ZM65 107H66V105H65ZM71 107H72V106H71ZM92 107H93V106H92ZM95 107H96V106H95ZM110 107H112V105H111ZM113 107H112V108H113ZM133 107H132V110L135 109V108H133ZM147 107H149V105H148ZM160 107H159V108H160ZM164 107H165V106H164ZM166 107H167V106H166ZM173 107H174V106H172V108H173ZM56 108H58V107L56 106L55 109H56ZM63 108H64V106H63ZM86 108H87V107H86ZM97 108H98V107H97ZM101 108H102V107H101ZM101 108H100V109H101ZM107 108L110 109L109 107H107ZM119 108H121V107H119ZM128 108L131 109L130 107H128ZM137 108H138V107H137ZM137 108H136V109H137ZM157 108H158V107H157ZM157 108H155V110H156ZM167 108H168V107H167ZM172 108L169 107V110L172 109ZM58 109H59V108H58ZM65 109L68 110L69 107H68V108L66 107ZM70 109H71V108H70ZM70 109H69V110H70ZM80 109H81V108H80ZM87 109H88V108H87ZM100 109H99V112H100ZM102 109H104V111H105V107L102 108ZM143 109H144V108H143ZM147 109H148V108H147ZM161 109H162V108H161ZM188 109H190V108H188ZM188 109H185V110H188ZM72 110H73V109H72ZM82 110H84V109L82 108ZM89 110H90V109H89ZM92 110H93V109H91V111H92ZM121 110H122V108H121ZM125 110H126V109H125ZM125 110H123L122 112L124 113ZM167 110H168V109H167ZM167 110H166V111H167ZM169 110H168V111H169ZM63 111H64V110H62V112H63ZM80 111H81V110H80ZM80 111H79V112H80ZM86 111H87V110H86ZM86 111H84L83 113H85ZM91 111H89V113H90ZM114 111H115V109H114ZM130 111H131V110H130ZM139 111H140V110H139ZM144 111L146 112V110H144ZM152 111H154V110H152ZM175 111H176V114H175V112H174V113H171V110H170L169 113H171L170 115H172V114L177 115V121H179L178 117L180 118L182 114H181V115L179 114V113H180V110H178L179 113L177 112L176 109H175ZM57 112H58V111H56V113H57ZM59 112H60V111H59ZM59 112H58V114H59ZM62 112H61V113H62ZM64 112H65V111H64ZM64 112H63L62 115H64ZM107 112H110V111H107ZM111 112H112V110H111ZM111 112H110V113H111ZM126 112H127V111H126ZM132 112L134 113V110H133ZM132 112H130L131 115H133ZM147 112H148V114H150L149 111H147ZM156 112H157V111H156ZM163 112H165V109H164ZM172 112H173V109H172ZM186 112H187V111L183 112V115H184V113H185V115H186ZM61 113H60V114H61ZM65 113H66V112H65ZM68 113H69V112H67V114H68ZM110 113H109V114H110ZM112 113H114V112H112ZM116 113H118V110L116 111ZM127 113H128V112H127ZM127 113H125V114H122V113H121V115H123L122 117H124V115H126ZM130 113H129V115H130ZM138 113H139V112H138ZM153 113H154V112H152L151 114L154 115L155 113H154V114H153ZM177 113H178L180 116H178ZM181 113H182V112H181ZM60 114L57 115V117H58V116H61ZM67 114H65V116H66ZM72 114H73V113H72ZM76 114H77V113H76ZM76 114H73V115H76ZM94 114H95L94 117L96 118V115H98L99 113H98V114H97V113H94ZM141 114H142V112H140V115H141ZM148 114L145 113L146 117H147ZM157 114H159V112H158ZM160 114H161V115H159V116H160V119H161V118H162L161 116H163V113H160ZM166 114H167V113H166ZM187 114H190V112H189V113L187 112ZM88 115H90V114H88ZM91 115H92V114H91ZM102 115H104V114H102ZM106 115H107V113H106ZM110 115H111V114H110ZM121 115L119 114V117H121ZM129 115H128V116H129ZM145 115H144V116H145ZM152 115H150V117H151ZM155 115H156V114H155ZM183 115H182V116H183ZM185 115H184V116H185ZM71 116H72V115H71ZM79 116H80V115H79ZM85 116H87V115H85ZM107 116H108V115H107ZM112 116H113V115H112ZM115 116L117 117V114H115ZM126 116H127V115H126ZM134 116H135V115H134ZM157 116H158V115H156V117H157ZM168 116H169V115H168ZM173 116H174V115H173ZM173 116H171V117L173 118ZM188 116L190 117V115H187L186 117H188ZM54 117H55V115H54ZM54 117H53V118H54ZM57 117H56V118H57ZM63 117H64V116H63ZM63 117H62V118H63ZM68 117H70V115H69ZM68 117H67V119H69ZM73 117H74V116H73ZM94 117H93V118H94ZM102 117H103V116H102ZM102 117H101V118H102ZM116 117H115V118H116ZM119 117H118V118H119ZM137 117L140 118V116H138V115H137ZM148 117H149V115H148ZM152 117L154 118L155 116H152ZM164 117H165V115H164ZM164 117H163V118H164ZM174 117H175V116H174ZM186 117H184V118L181 117V118L184 120V122H185V120H186V119H185ZM191 117H193V116H191ZM74 118H77V120H80V119H78V117H76V116H75ZM74 118H73V119H74ZM80 118H81V117H80ZM83 118H84V116H83ZM85 118H86V117H85ZM101 118H100V119H101ZM103 118H104V117H103ZM105 118H106V117H105ZM108 118H109V117H107V119H108ZM118 118H116V119H118ZM124 118H126V117H124ZM124 118H123V120H124ZM128 118H129V117H128ZM131 118H132V117H131ZM131 118H130V119H131ZM167 118H168V117H167ZM167 118H166V119H167ZM54 119H55V118H54ZM59 119H60V122H61V118H59ZM59 119H58V120H59ZM90 119H91V118H90ZM90 119H88V120H90ZM107 119H105V120L107 121ZM116 119H114V117L112 118V120H116ZM160 119H159V120H160ZM168 119H169V118H168ZM182 119H181V121H182ZM187 119H188V118H187ZM189 119H190V118H189ZM52 120H53V119H52ZM71 120H72V119H71ZM85 120H87V119H85ZM85 120H84V122H85ZM94 120L96 121V120H98V118H97V119H94ZM94 120H92V121H94ZM109 120H110V119H109ZM123 120H122V122H123ZM128 120H129V119H127L126 122H127ZM133 120H134V119H133ZM139 120H142V118L139 119ZM143 120H144V117H143ZM146 120H148V118H147ZM151 120H152V119H150V121H151ZM157 120H158V119H157ZM170 120H171V119H170ZM174 120H176V117H175ZM62 121H63V120H62ZM72 121H73V120H72ZM100 121H101V120H100ZM102 121H103V120H102ZM106 121H105V122H106ZM110 121H111V120H110ZM110 121H107V122H110ZM118 121H119V119H118ZM120 121H121V120H120ZM131 121H132V120H131ZM131 121H129V122H131ZM137 121H138V119H137ZM137 121H136V122H137ZM163 121H165V120H163ZM163 121H162V122H163ZM181 121H180V122H181ZM58 122H59V121H58ZM58 122H57V123H58ZM60 122H59V123H60ZM65 122H66V121H64V124H65ZM74 122H75V119H74ZM79 122H80V121H79ZM98 122H99V121H98ZM107 122L105 123V125L107 124ZM115 122H117V121H115ZM129 122H128V123H129ZM153 122H154V121L152 120V123L150 124V122H149V120H148V123L150 124L149 126H151V128L154 127V126L152 127ZM155 122H156V120H155ZM157 122H158V121H157ZM159 122H161V120H160ZM162 122H161V123H162ZM173 122H174V121H173ZM180 122H178L179 124L176 122V123L178 124V126L180 125ZM184 122L182 121L183 124H184ZM189 122H190V121H189ZM227 122L229 123V121H227ZM54 123H56V121H55ZM68 123H69V126H70V122H69V121H68ZM80 123H81V122H80ZM82 123H83V122H82ZM85 123L88 124V122H85ZM92 123L94 124L95 122H92ZM96 123H97V121H96ZM101 123H102L101 125H103V122H101ZM131 123H132V122H131ZM137 123H139V125L142 124V123L139 122V121H138ZM140 123H141V124H140ZM169 123H170V122H169ZM174 123H175V122H174ZM228 123H227V124H228ZM232 123H233V121H231L230 124L234 126V123H235V122H234L233 124H232ZM66 124H67V122H66ZM78 124H79V123H78ZM78 124H76V126H77ZM89 124H91V122H90ZM119 124H120V123H119ZM133 124H136V123H133ZM143 124H146V123H143ZM154 124H155V123H154ZM162 124L164 125V124H167V123L164 122V123H162ZM162 124H161V125H162ZM52 125H54V124H53V121H52ZM52 125H50V126H52ZM55 125H56V124H55ZM55 125L52 126V130H55V128H56ZM74 125H75V124H74ZM79 125H80V124H79ZM79 125H78V126H79ZM82 125H83V124H82ZM82 125H80V127H81ZM96 125H97V124H96ZM111 125H112V124H110V125H108V126L110 127ZM113 125H114V124H113ZM116 125H117V124H115V126H116ZM123 125H124V124H123ZM127 125L129 126V125H131V124L129 123V124H127ZM136 125H137V124H136ZM139 125H138L137 127H140ZM147 125H148V124H147ZM163 125H162V126H163ZM64 126H65V125H64ZM72 126H73V125H72ZM78 126H77V127H78ZM85 126H86V125H85ZM87 126H88V125H87ZM91 126H93V125H91ZM98 126H99V124H98ZM98 126H96V127H98ZM132 126H133V125H132ZM132 126H130L129 128H132ZM142 126H143V125H142ZM156 126H158V125H156ZM162 126H161V127H162ZM167 126H170V125H167ZM167 126H166V127H167ZM186 126H187V125H185V128H186ZM229 126H230V125H229ZM240 126H241V125H240ZM54 127H55V128H54ZM57 127H59V125H58ZM73 127H74V126H73ZM73 127H72V128H73ZM77 127H75V128H77ZM94 127H95V126H93V129H92V130L90 129V132H92L93 130L96 131V129H99V130H100V131H99V135H101V137H103V135L100 134V132H101L100 126H99L98 128H96V127L94 128ZM106 127H107V125H106ZM106 127H105V128H106ZM113 127H114V126H113ZM145 127H146V126H145ZM166 127H165V128H166ZM173 127L176 128L175 124L173 125ZM181 127H184V126H181ZM242 127H243V126H242ZM50 128H51V127H50ZM50 128H49V129H50ZM53 128H54V129H53ZM64 128H65V127H64ZM64 128H63V129H64ZM66 128H67V127H66ZM101 128H102V127H101ZM111 128H112V127H111ZM114 128H115V127H114ZM114 128H113V129H114ZM118 128H119V126H118ZM121 128H123V127H121ZM134 128H136V127H134ZM141 128H142V127H141ZM148 128H149V127H148ZM156 128H157V127H156ZM187 128H188V127H187ZM216 128H217V127L214 128L215 131H216ZM223 128H224V127H223ZM229 128L232 129V131H230V129H229V131H230L229 133L231 134V132H232L231 135L234 136V133H235L236 131L234 132L232 126L229 127ZM236 128H237V129H238V128L240 129V127H237V126L235 127V129H236ZM56 129H57L58 131H60V130H59L60 128H59V129L56 128ZM69 129L71 130V127H70ZM83 129H85V128H83V126H82V128H81L80 130H83ZM107 129H108V128H107ZM109 129H110V128H109ZM113 129H112V132L114 131ZM143 129H144V127H143ZM157 129H158V128H157ZM237 129H236V130H237ZM57 130L55 131V133L58 134V135L60 136L59 132L57 133ZM61 130H62V129H61ZM77 130L79 131V129H77ZM105 130H106V129H105ZM105 130L103 131V133L108 134V133H106L108 130H107L106 132H105ZM118 130H119V129H118ZM118 130H117V131H118ZM127 130H128V129H127ZM130 130H131V129H130ZM132 130H133V128H132ZM132 130H131V131H132ZM138 130H139V129H138ZM144 130H145V129H144ZM181 130H182V129H181ZM212 130H213V129H212ZM212 130L210 129V130H209V133H210V131H212ZM223 130H224L225 132L222 133V134H226V135H227L226 130H225V129H223ZM223 130H221V132H223ZM48 131H49V132H48ZM48 131H47L46 133L49 134V133H50V130H48ZM65 131H68V130H64V131H63L64 134H63L62 132H60V133H62V137H61V138L64 139V140H65V138H63V137H66V136H65V135H66V134H65ZM83 131H84V130H83ZM83 131H82V132H83ZM88 131H89V128H88ZM109 131H110V130H109ZM115 131H116V128H115ZM115 131H114V133H115ZM123 131H125V129H124ZM128 131H129V130H128ZM151 131H152V130H151ZM155 131H156V130H155ZM155 131H154V132H155ZM157 131H159V129H158ZM166 131H168V129H166L165 132H166ZM188 131H189V130H188ZM215 131H213V133H214ZM217 131L219 132V128L217 129ZM237 131H239L240 134H241V132H242V131H240V130H237ZM53 132H54V131H52L50 134L53 135ZM71 132H72V131H71ZM74 132L76 133V131H74ZM74 132H73V133H74ZM97 132H98V130H97ZM112 132L110 131V133H111L110 135L113 136V133H112ZM120 132H121V131H119L118 133H120ZM132 132H133V131H132ZM132 132H131V133H132ZM143 132H145V131H143ZM184 132H185V131H184ZM218 132H217V133H218ZM221 132H219V134H220ZM227 132H228V130H227ZM46 133H45V136L47 137L48 134H46ZM55 133H54V134H55ZM73 133H72V134H73ZM92 133L94 134V131H93ZM118 133H117V134H118ZM125 133H126V131H125ZM134 133H136V132L134 131L133 134H134ZM141 133H142V131H141ZM147 133L149 134L148 129H147ZM151 133H152V132H151ZM173 133H174V132H173ZM186 133H187V132H186ZM209 133H208V134H209ZM211 133H212V132H211ZM239 133H238V135H239ZM50 134H49V135H50ZM67 134H68V135H67L68 137H66V138L69 139V135H70V134H69V133H67ZM72 134H71L70 137H73V135H75V134H73V135H72ZM80 134H81V133H80ZM83 134H84V133H83ZM83 134H82V135H83ZM93 134H92V135H93ZM95 134H96V133H95ZM95 134H94V135H95ZM105 134H104V135H105ZM120 134H121V133H120ZM120 134H119V135H120ZM136 134H137V133H136ZM136 134H135V136H136ZM143 134H144V133H143ZM143 134H142V135H143ZM145 134H146V133H145ZM152 134H153V133H152ZM176 134H177V133H176ZM180 134H181V133H179V135H180ZM214 134H215V133H214ZM219 134H217L218 137L220 136ZM222 134H221V136H222ZM63 135H64V136H63ZM76 135H77V134H76ZM78 135H79V134H78ZM78 135H77V136H78ZM90 135H91V133H90ZM94 135H93V136H94ZM119 135H118L117 137H119ZM125 135H126V134H125ZM131 135H132V134H131ZM131 135H130V137H131ZM139 135H140V134H139ZM164 135H165V133H164ZM185 135H186V134H185ZM187 135H188V134H187ZM212 135H213V134H212ZM217 135H216V138H218ZM231 135H230V138H231ZM238 135H237V136H238ZM41 136H44V135H41ZM45 136H44V137H45ZM54 136H55V135H54ZM85 136H86V134H85ZM95 136H98V134L95 135ZM106 136H107V135H106ZM108 136H109V134H108ZM108 136H107V137H108ZM173 136H174V135H172V137H173ZM175 136H176V135H175ZM213 136H214V135H213ZM233 136H232V137H233ZM235 136H236V134H235ZM243 136H244V137H241V139L244 138V140H245V139H246L245 137H247V136H245V134H243ZM39 137H40V136H39ZM56 137H57V135H56ZM56 137H55V138H56ZM78 137H79V136H78ZM82 137H84V136H82ZM99 137H100V136H99ZM99 137H98V139H99ZM107 137H106V138H107ZM122 137H124V136L122 135ZM130 137H129V138H130ZM139 137H140V136H139ZM167 137H168V135H167ZM170 137H171V136H170ZM178 137H180V136H178ZM187 137H188V136H187ZM206 137H207V135H206ZM214 137H215V136H214ZM214 137H213V138H214ZM222 137H223V138H222ZM222 137H221V138L224 139L226 136H222ZM227 137H228V136H227ZM227 137H226V138H227ZM41 138H42V137H41ZM47 138H48V140L51 139V138H49V136H48ZM47 138H46V139H47ZM55 138H53L52 141H56L57 138H56V139H55ZM59 138H60V137H59ZM85 138H86V137H85ZM89 138H90V136H89ZM92 138L94 139V137H92ZM108 138H111V137H108ZM113 138H114V137H113ZM113 138H111V139L113 140ZM119 138H121V136H120ZM133 138H135V137L133 136ZM136 138H137V137H136ZM174 138H175V137H174ZM208 138H209V136H208ZM210 138H211V136H210ZM210 138H209V140H210ZM221 138H220V139H221ZM238 138H240V137H238ZM238 138H237V139H238ZM42 139H43V138H42ZM42 139H40V140H42ZM46 139L44 138V141H41V142H45ZM54 139H55V140H54ZM73 139H74V138H72V141H73ZM77 139H78V138H77ZM100 139H101V138H100ZM103 139H104V138H103ZM103 139H102V140H103ZM124 139H125V137H124ZM140 139H141V138H140ZM142 139H144V137H143ZM166 139H167V138H166ZM178 139H179V138H178ZM186 139H187V138H186ZM220 139H219V140H220ZM237 139H236V140H237ZM37 140H38V139H37ZM48 140H46L47 143H48ZM64 140H63V141H64ZM70 140H71V139H70ZM70 140H68V142H69ZM75 140H76V139H75ZM75 140H74V141H75ZM82 140H84V139H82ZM95 140H97V139H95ZM106 140H107V139H106ZM114 140H115V139H114ZM118 140H119V139H118ZM118 140H117V142H118ZM126 140H127V139H126ZM126 140H125V142H126ZM150 140H151V138H149V141H150ZM154 140H155V139H154ZM154 140H152V141H154ZM181 140H182V139H181ZM212 140H214V139H212ZM226 140L228 141L229 139H226ZM232 140H233V139H232ZM232 140H231V141H232ZM244 140H243V142H244ZM58 141H59V140H57V142H58ZM63 141L60 139V145H61V144H62V145H67V144H68V142H67L66 140H65V142H67L66 144H65V142H63ZM76 141H77V140H76ZM86 141H87V140H86ZM110 141H111V140H110ZM137 141H138V140H137ZM163 141H165V140H163ZM214 141L216 142V140H214ZM222 141H224V140H222ZM229 141H230V140H229ZM229 141H228V142H229ZM231 141H230V142H231ZM234 141H235V138H234ZM234 141H233V142H234ZM237 141L240 143L239 140H237ZM237 141L235 142V143H236L235 145H237ZM37 142H38V144H37ZM62 142H63L64 144H63ZM88 142H91V143H92L93 140H92V141L90 140V141H88ZM88 142H86V143H88ZM105 142H107V141H105ZM108 142H109V141H108ZM113 142H115V141H113ZM113 142H112L111 144H109V145L106 143V144L108 145V147H109V146L111 147L110 149L113 148V147L111 146V145L113 144ZM117 142H116V144H117ZM127 142H128V141H127ZM170 142H172V141H170ZM203 142H204V144H205V142H207V140H205V141L203 140ZM220 142H221V141H220ZM220 142H218L217 145H218ZM228 142H227V143H228ZM230 142H229V143H230ZM34 143H35V142H34ZM39 143H40L39 140L36 141L37 147H35V145H34L31 149L36 150V148H38V147L41 148V146H43V145L40 146ZM45 143H46V142H45ZM54 143H55V142H54ZM69 143H71V142H69ZM79 143H80V142H79ZM84 143H85V141H83L82 144H84ZM119 143L122 144V141H120ZM138 143H139V142H138ZM143 143H144V142H143ZM147 143H148V141H147ZM157 143H158V142H157ZM209 143H212V141H209ZM223 143H224V142H223ZM43 144H44V143H43ZM48 144H51V142L48 143ZM48 144H46V145H48ZM75 144H76V143H75ZM88 144H90V143H88ZM92 144H93V143H92ZM94 144H95V143H94ZM106 144H104V146H105ZM126 144H127V143H126ZM140 144H141V143H140ZM152 144H153V143H152ZM169 144H170V143H169ZM185 144H186V143H185ZM202 144H203V143H202ZM224 144H226V143H224ZM232 144H234V143H232ZM38 145H39V146H38ZM53 145H58V146H59V143H58V144H53ZM62 145H61V146H62ZM76 145H77V144H76ZM95 145H96V144H95ZM102 145H103V143H102ZM124 145H125V143H124ZM130 145H132V143L129 144L128 148H131ZM154 145H156V141H155V144H154ZM171 145H173V144H171ZM175 145H176V144H175ZM177 145H179V144H177ZM215 145H216V143H215ZM217 145H216V147H217ZM221 145H222V144H221ZM230 145H231V144H230ZM235 145H233V146H235ZM241 145H242V144H241ZM241 145H240V150H241ZM100 146H101V143H100ZM117 146H119V144H118ZM126 146H127V145H126ZM126 146H125V148H126ZM138 146H140V145H138ZM160 146H161V145H160ZM207 146H209V144H208ZM210 146H211V144H210ZM212 146L214 147V144H213ZM28 147H29V146H28ZM34 147H35V148H34ZM43 147H45V146H43ZM55 147H57V146H55ZM62 147H63V146H62ZM77 147H79V145H77ZM80 147H81V146H80ZM84 147H86V146L84 145ZM88 147H89V149H91L90 146H87V149H88ZM91 147H92V146H91ZM94 147H95V146H94ZM94 147H93V148H94ZM102 147H103V146H102ZM123 147H124V146H123ZM133 147H135V146H133ZM153 147H154V146H153ZM153 147H152V148H153ZM218 147H219V145H218ZM238 147H239V146L237 145V148H238ZM243 147H244V146H243ZM246 147H247V146H246ZM47 148H48V146H47ZM47 148H46V149H47ZM51 148H52V146H51L50 148H48V149H51ZM64 148H65V147H64ZM72 148H73V147H72ZM72 148H70V150H71ZM100 148H101V147H100ZM100 148H98V149H99V150H103V148H102V149H100ZM119 148H120V147H118V149H119ZM125 148H124V149H125ZM138 148H139V147H138ZM148 148H149V147H148ZM159 148H160V147H159ZM173 148H174V146H173ZM222 148H223V145H222ZM44 149H45V148H44ZM44 149H43V150H44ZM53 149H57V148H53ZM53 149H52V150H53ZM66 149H69V148H66ZM66 149H65V150H66ZM82 149H83V147H82ZM87 149H85V150H87ZM95 149H97V148H95ZM113 149H114V148H113ZM126 149H127V148H126ZM140 149H141V148H140ZM177 149H178V147H177ZM210 149H211V148H210ZM214 149H215V148H214ZM229 149H230V148H229ZM243 149H244V148H243ZM43 150H42V151H43ZM74 150H77V151H78L77 148H74ZM74 150H72V151H74ZM79 150L81 151V149H79ZM85 150H84V151H85ZM106 150H107V147H106ZM137 150H138V149H137ZM154 150H155V149H154ZM167 150H168V147H167ZM173 150H174V149H173ZM211 150H212V149H211ZM220 150H221V149H220ZM237 150H238V149H237ZM237 150H236V151H237ZM240 150L238 151V153H240ZM244 150H245V149H244ZM244 150H243V152L247 151L248 149L245 150V151H244ZM19 151H20V150H19ZM29 151H30V149H29ZM29 151H27V152H28L29 154H30V153L32 154L33 150L30 151V152H29ZM42 151H41V152H42ZM49 151H50V150H49ZM49 151H48V152H49ZM54 151H56V150L50 151L49 153L54 152ZM59 151H60V150H59ZM62 151H64V150L62 149ZM72 151H71L72 154H70V152H69V153H67V155L70 154V155L72 156V155H73V152H72ZM82 151H83V150H82ZM84 151H83L82 154H85V155H86V153H84ZM93 151H94V150H93ZM96 151H97V150H96ZM104 151H105V150H104ZM110 151H112V150H109V149L107 150L108 153H109ZM129 151H130V149H129ZM132 151H133V149H132L130 152L132 153ZM178 151H179V150H178ZM213 151H214V150H213ZM234 151H235V150H234ZM17 152H18V151H17ZM17 152H16V153H17ZM20 152H21V151H20ZM25 152H26V151H25ZM27 152H26V153H27ZM38 152L40 153V156H39V157L41 158V155H42V154H41V152L39 151V149H38V151H37V154H38ZM44 152H46V150H45ZM44 152H43V154H44ZM48 152H46V153L48 154ZM67 152H68V150H67ZM85 152H87V151H85ZM98 152L101 153V151H98ZM98 152H97V153H98ZM107 152H106V154H107ZM114 152H115V151H114ZM117 152H118V150H117ZM117 152H116V155H117ZM126 152H127V151H126ZM134 152H135V150H134ZM134 152H133V153H134ZM140 152H141V151H140ZM150 152H151V151H150ZM161 152H162V151H161ZM166 152H167V151H166ZM183 152H184V151H183ZM217 152H218V151H217ZM220 152H221V151H220ZM220 152H218V153H220ZM28 153H27V154H28ZM56 153H57V152H55L54 154H56ZM63 153H65V152H63ZM80 153H81V152H80ZM94 153H96V152H94ZM94 153H91V154H94ZM100 153H99V155H100ZM102 153H103V152H102ZM143 153H144V151H143ZM159 153H160V151H159ZM174 153H176V152H174ZM212 153H213V152H212ZM215 153H216V152H215ZM226 153H227V151H226ZM21 154L23 155V152H21L20 155H21ZM33 154H34V152H33ZM35 154H36V152H35ZM37 154L34 155V156L31 155V158H32V156H33L34 158H35V156L37 157ZM47 154H46V155H47ZM58 154L61 155L60 152H59ZM87 154L89 155V153H87ZM112 154H114V153L112 152ZM221 154H222V153H221ZM232 154H233V151H232ZM232 154H230L231 156L228 154V155L230 156V160H231V158H232ZM240 154H241V153H240ZM247 154H248V153H247ZM14 155H15V153H14ZM22 155H21V157H22L23 159H26V156L24 155V156H25V158H24ZM49 155H50V154H49ZM62 155H63V154H62ZM65 155H66V154H65ZM96 155H97V154H96ZM107 155H108V154H107ZM120 155H122V154H120ZM129 155H130V154H129ZM135 155H136V154H135ZM137 155H138V154H137ZM140 155H141V154H140ZM151 155H152V154H151ZM182 155H183V154H182ZM242 155H243V154H241V157H240V155H239L238 157H240L239 159H242V160H243L245 157L242 158ZM15 156H16V155H15ZM44 156H45V155H44ZM51 156H52V155H51ZM58 156H59V155H58ZM58 156L55 155L56 158H57ZM80 156H81V155H80ZM82 156H83V155H82ZM100 156H101V155H100ZM108 156H109V155H108ZM108 156H107V158H110V157H111V156H109V157H108ZM114 156H115V155H114ZM145 156H146V155H145ZM147 156H148V155H147ZM222 156H223V155H222ZM243 156H246L245 153H244ZM16 157H18V156H16ZM16 157H15V159H16ZM21 157H20V158H21ZM27 157H29V159H30V156H29V155H28ZM48 157H50V156H48ZM48 157H47V158H48ZM64 157H65V156H64ZM68 157H69V156H68ZM83 157H85V156H83ZM90 157L92 158L91 155H90ZM90 157L88 156V158H90ZM93 157H94V156H93ZM95 157H96V156H95ZM97 157H99V156L97 155ZM105 157H106V156H105ZM105 157H104V156L102 157V159H103L102 161H104V158H105ZM119 157H120V156H119ZM128 157H129V156H128ZM128 157H127V158H128ZM151 157H152V156H151ZM169 157H170V156H169ZM171 157H172V156H171ZM171 157H170V158H171ZM235 157H236V156H235ZM248 157H249V156H248ZM12 158H13V157H12ZM18 158H19V157H18ZM20 158H19V159H20ZM42 158H44V157H42ZM47 158H44L45 161H46ZM56 158H55V159H56ZM88 158H86V159H88ZM113 158L115 159V157H113ZM124 158H125V157H124ZM144 158H145V157H143V159H144ZM163 158H164V157H163ZM166 158H167V157H166ZM173 158H174V157H173ZM175 158H176V157H175ZM182 158H183V157H182ZM9 159H11V158H9ZM23 159H20V160H23ZM37 159H38V158H37ZM50 159H52V158H50ZM57 159H60V157H58ZM57 159H56V160H57ZM61 159H63V158L61 157ZM67 159H69V158H67ZM70 159H71V158H70ZM72 159H73V157H72ZM72 159H71V160H72ZM81 159H83V158H81ZM86 159H84V160H86ZM93 159H94V158H93ZM100 159H101V158H100ZM233 159H234V158H233ZM239 159H238V160H239ZM11 160H12V159H11ZM33 160H34V159L31 160V165H32V161H33ZM64 160H66V159L64 158L63 161H64ZM73 160H74V162L76 161L75 159H73ZM73 160L71 161L72 163H73ZM90 160H91V159H89V161H90ZM98 160H99V159H98ZM109 160H110V159H109ZM109 160H107V162H108ZM112 160H113V159H112ZM112 160H110V161H112ZM118 160H119V159H118ZM118 160H116V162L118 163L117 165L119 166V162H118ZM124 160H125V159H124ZM128 160H129V158H128ZM167 160H169V159H167ZM219 160H220V159H219ZM224 160H225V159H224ZM235 160H236V159H235ZM1 161H2V160H1ZM1 161H0V163H2ZM4 161H5V160H4ZM6 161H7V163L9 164L7 158H6ZM16 161H17V160H16ZM23 161H24V160H23ZM23 161H22V162H23ZM26 161H27V160H26ZM34 161H35V160H34ZM38 161H39V159H38ZM45 161L43 160V162H45ZM63 161H60V162L62 163ZM66 161L69 162L68 160H66ZM78 161H80V160H78ZM81 161H82V160H81ZM89 161H88V163H89ZM102 161H100V162H102ZM119 161H121V160H119ZM122 161H123V160H122ZM140 161H141V160H140ZM150 161H151V160H150ZM217 161H218V160H217ZM239 161H240V160H239ZM246 161H248V160L246 159ZM29 162H30V161H29ZM29 162H28V163H29ZM35 162H36V161H35ZM50 162H51V161H50ZM54 162H56V161H53V163H54ZM67 162H65V164H66ZM71 162H70V163H71ZM82 162H83V161H82ZM91 162H92V161H91ZM100 162L97 161L98 166H99V163H100ZM107 162H103L102 164L107 163ZM125 162H126V161H125ZM133 162H134V161H133ZM151 162H152V161H151ZM172 162H174V160H173ZM184 162H185V161H184ZM243 162H244V161H243ZM10 163H11V161H10ZM13 163H14V162H13ZM19 163H20V162H19ZM19 163H18V164H19ZM23 163H24V162H23ZM37 163H38V162H37ZM39 163H40V162H39ZM41 163H42V162H41ZM56 163H58V162H56ZM61 163H60V166H62ZM93 163H94V162H93ZM108 163H109V162H108ZM114 163H115V161H114ZM123 163H124V162H122V164H123ZM135 163H136V162H135ZM135 163H134V164H135ZM161 163H162V162H161ZM182 163H183V162H182ZM182 163H181V164H182ZM213 163H214V162H213ZM217 163H218V162H217ZM234 163H235V162H234ZM234 163H233V164H234ZM14 164H15V163H14ZM33 164H35V163H33ZM46 164H47V163H46ZM49 164H50V163H49ZM63 164H64V163H63ZM74 164H77V161H76V163H74ZM79 164H80V163H79ZM102 164H100V165L102 166ZM111 164H112V163H111ZM129 164H130V163H129ZM166 164L169 166L168 163H166ZM214 164H215V163H214ZM227 164H228V163H227ZM230 164H232V163H230ZM2 165H3V164H2ZM26 165H27V162H26ZM29 165H30V164H28L27 167H29ZM31 165H30V166H31ZM35 165H36V164H35ZM37 165H38V164H37ZM39 165L41 166V164H39ZM68 165H70V164H68ZM77 165H78V164H77ZM77 165H76V166H77ZM89 165H91V163H90ZM105 165H106V168H107V164H105ZM114 165L116 166V164H114ZM120 165H121V164H120ZM144 165H145V164H144ZM146 165H147V164H146ZM164 165H165V164H164ZM164 165H163V166H164ZM177 165H178V163H176V166H175V167H177ZM228 165H229V164H228ZM228 165H227V167H229ZM235 165H236V164H235ZM9 166H10V165H9ZM13 166H15V165H13ZM22 166H23V164H22ZM22 166H21V167H22ZM42 166H43V164H42ZM55 166H57V170H58V165L56 164ZM55 166H54V164H53V167H55ZM64 166H65V165H64ZM66 166H67V164H66ZM70 166H71V165H70ZM76 166H75V168L80 167V165L77 166V167H76ZM81 166H83V164H82ZM95 166H97V164H95ZM118 166H116V167H118ZM163 166H162V167H163ZM173 166H174V165H173ZM178 166H179V165H178ZM238 166H239V165H238ZM245 166H246V165H245ZM11 167H12V166H11ZM27 167H26V168H27ZM46 167H47V165H46ZM85 167H88V165L86 164ZM85 167H84V168H85ZM99 167H100V166H99ZM99 167H98V169H99ZM113 167H114V166H113ZM132 167H133V165H132ZM135 167H136V166H135ZM135 167H134V168H135ZM196 167H197V165H196ZM213 167H214V165H213ZM221 167H222V166H221ZM5 168H7V167L5 166ZM12 168H14V167H12ZM23 168H24V167H23ZM31 168H32V167H31ZM44 168H45V166H44ZM44 168H43V169H44ZM49 168H51V167L49 166ZM59 168H62V167H59ZM72 168H74V166H73ZM72 168H68L69 171H71ZM84 168H82V169H84ZM92 168H93V167H92ZM108 168H109V167H108ZM172 168L174 169V167H172ZM172 168H171V169H172ZM182 168H183V166H182ZM224 168H225V167H224ZM235 168H237V167H235ZM0 169H1V167H0ZM3 169H4V168H3ZM17 169H18V168H17ZM39 169H40V168H39ZM66 169H67V168H66ZM70 169H71V170H70ZM82 169H81V171H83ZM90 169H91V167H90ZM100 169H101V168H100ZM109 169H110V168H109ZM149 169H150V168H149ZM155 169H156V168H155ZM161 169H162V168H161ZM163 169H164V168H163ZM163 169H162V170H163ZM220 169H221V168H220ZM9 170H10V173H11V169H10V167H9ZM9 170H8V168H7V171H9ZM30 170H31V169H30ZM35 170H36V169H35ZM41 170H42V167H41ZM50 170H51V169H50ZM74 170H75V169H73V171H74ZM79 170H80V168H79ZM86 170H87V168H85V171H86ZM93 170H94V169H93ZM95 170H96V168H95ZM102 170H103V166H102ZM110 170H111V169H110ZM145 170H146V168H145ZM177 170H178V168H177ZM177 170H176V171H177ZM181 170H182V169H181ZM181 170H180V171H181ZM213 170H214V169H213ZM226 170H227V169H226ZM231 170H232V169H231ZM1 171H3V170H1ZM7 171H6V173H7ZM12 171H13V170H12ZM16 171H17V170H16ZM20 171H21V170H20ZM20 171H19V169H18V172H20ZM22 171H23V170H22ZM26 171H27V170H26ZM58 171H59V170H58ZM66 171H67V170H65V172H66ZM77 171H78V169H77ZM85 171L81 172V174H83ZM90 171H92V170H89V171L87 170L86 172L89 173ZM112 171H113V170H112ZM148 171H149V170H148ZM154 171H155V170H154ZM154 171H153V173H154ZM172 171H173V170H172ZM217 171H218V170H217ZM221 171H222V170H221ZM227 171H228V170H227ZM31 172H32V171H30L29 174H31ZM38 172H40V170L37 171V173H38ZM48 172L51 174L50 171H48ZM99 172H100V171H99ZM105 172H106V171H105ZM109 172H110V171H109ZM117 172H118V171H117ZM174 172H175V170H174ZM184 172H185V171H184ZM224 172H226V171L224 170ZM13 173H14V171H13ZM16 173H17V172H16ZM26 173H27V172H26ZM26 173H25V175H26ZM37 173H35L36 176H37ZM46 173H47V172H46ZM49 173H48V176H49ZM61 173H62V171H61ZM66 173H67V172H66ZM66 173H65V175H66ZM69 173H70V172H69ZM96 173H97V172H96ZM146 173H147V172H146ZM149 173H150V171H149ZM166 173H167V172H166ZM176 173H177V172H176ZM176 173H175V174H176ZM219 173H220V172H219ZM2 174H5V173L3 172ZM2 174H0V175L2 176ZM8 174H9V173H8ZM20 174H21V173H20ZM29 174H28V175H29ZM32 174H34V172H33ZM44 174H45V173H44ZM73 174H76V173L74 172ZM77 174H78V172H77ZM85 174H87V173H85ZM99 174H100V173H99ZM99 174H98V175H99ZM104 174H105V173H104ZM111 174H113V173H111ZM111 174H110V175H111ZM119 174H120V173H119ZM122 174H123V172H122ZM122 174H121V176H122ZM124 174H125V173H124ZM230 174H231V173H230ZM6 175H7V174H6ZM6 175H5V176H6ZM9 175H10V174H9ZM25 175H24V176H25ZM28 175H26V176H28ZM42 175H43V174H42ZM60 175H61V174H60ZM63 175H64V174H62V176H63ZM67 175H68V173H67ZM93 175H94V173H93ZM93 175H92V176H93ZM96 175H97V174H96ZM102 175H103V174H102ZM144 175H145V174H144ZM160 175H161V174H160ZM186 175H187V174H186ZM226 175H227V174H226ZM1 176H0V179H1ZM5 176H4V177H5ZM7 176H8V175H7ZM15 176H16V175H15ZM15 176H12V177L14 178ZM44 176H46V175H44ZM48 176H47V177H48ZM51 176H52V175H51ZM56 176H57V175H56ZM58 176H59V174H58ZM62 176H61V177H62ZM69 176H70V175H69ZM69 176H67V177H69ZM76 176H77V175H76ZM81 176H82V175H81ZM81 176H80V177H81ZM87 176H88V175H85V177H87ZM90 176H91V174H90ZM90 176H88V179L91 178ZM94 176H95V175H94ZM108 176H109V175H108ZM121 176H120V177H121ZM141 176H142V175H141ZM182 176H183V173H182ZM32 177H33V176H32ZM53 177H55V176H53ZM59 177H60V176H59ZM65 177H66V176H65ZM80 177H79V179H81ZM89 177H90V178H89ZM103 177H104V176H103ZM103 177H102V178H103ZM105 177H106V176H105ZM112 177H114V174H113ZM130 177H131V176H130ZM153 177H154V175H153ZM161 177H162V176H161ZM161 177H160V178H161ZM2 178H3V177H2ZM5 178H6V177H5ZM33 178H34V177H33ZM44 178H45V177H44ZM48 178H49V177H48ZM48 178H47V179H48ZM56 178H57V177H56ZM62 178H63V177H62ZM76 178H77V177H76ZM82 178H83V177H82ZM106 178H108V177H106ZM106 178H105V179H106ZM115 178H116V177H115ZM143 178H144V176H143ZM145 178H146V176H145ZM229 178H230V177H229ZM25 179H26V178H25ZM39 179H40V178H39ZM49 179H50V178H49ZM54 179H55V178H54ZM66 179H67V178H66ZM69 179H70V178H69ZM72 179H73V175H72ZM74 179H75V178H74ZM85 179H86V178H85ZM85 179L83 178V180L87 183V180H85ZM116 179H117V178H116ZM181 179H182V178H181ZM5 180H7V179H5ZM33 180H34V179H33ZM33 180H31V181H33ZM41 180H43V179H41ZM45 180H46V179H45ZM60 180H61V178H60ZM96 180H97V179H96ZM96 180H95V181H96ZM109 180H110V179H109ZM113 180H114V179H112V181H113ZM136 180H137V179H136ZM143 180H144V179H143ZM176 180H177V179H176ZM3 181H4V180H3ZM23 181H24V180H23ZM27 181H28V179H27ZM29 181H30V180H29ZM46 181H47V180H46ZM51 181H52V180H51ZM66 181H67L66 184H69V183H70V182L68 183V180H66ZM69 181H72V180H69ZM88 181H89V180H88ZM91 181H92V179H91ZM97 181H98V180H97ZM102 181H103V179H102ZM110 181H111V180H110ZM123 181H124V180H123ZM131 181H132V180H131ZM140 181H141V179H140ZM158 181H160V180H158ZM17 182H18V181H17ZM17 182H16V183H17ZM33 182H34V181H33ZM33 182H32V183H33ZM35 182H36V181H35ZM38 182H39V181H38ZM38 182H36V183H38ZM54 182H57V180L54 181ZM63 182H64V180H63ZM74 182H75V181H74ZM76 182H77V180H76ZM80 182H81V181H80ZM82 182H83V181H82ZM93 182H94V181H93ZM115 182H116V181H115ZM120 182H121V181H120ZM125 182H126V181H125ZM154 182H155V180H154ZM1 183L3 184V182H1ZM1 183H0V184H1ZM4 183H5V181H4ZM40 183H41V182H40ZM49 183H50V182H49ZM52 183H53V182H52ZM57 183L61 184L60 182H57ZM71 183H72V182H71ZM89 183H90V182H89ZM96 183H97V182H96ZM106 183H108V182H106ZM109 183H110V182H109ZM118 183H119V182H118ZM145 183H146V181H145ZM2 184H1V185H2ZM43 184H44V183H43ZM54 184H55V183H53V185H54ZM76 184H77V183H75V185H76ZM81 184H82V183H81ZM87 184H88V183H87ZM90 184H92V183H90ZM100 184H101V183H100ZM116 184H117V183H116ZM143 184H144V183H143ZM148 184H149V183H148ZM157 184H158V183H157ZM196 184H197V183H196ZM196 184H194V185L196 186ZM9 185H10V184H9ZM20 185H21V184H20ZM25 185H27V184H25ZM46 185H47V184H46ZM46 185H44V186H46ZM51 185H52V184H51ZM53 185H52V186H53ZM55 185H56V184H55ZM73 185H74V184H71V185L68 186V187L70 188V190H71V187H72ZM78 185H79V184H78ZM78 185H77V186H78ZM85 185H86V184H85ZM101 185H102V184H101ZM106 185H107V184H106ZM114 185H115V184H114ZM118 185H119V184H118ZM133 185H134V184H133ZM152 185H154V184H152ZM4 186H5V185H4ZM21 186H22V185H21ZM30 186H31V183H30ZM32 186H33V184H32ZM34 186H35V185H34ZM37 186H39V185H37ZM41 186H42V185H41ZM44 186L41 187L40 189L44 188ZM47 186H49V184H48ZM61 186H62V184L60 185V187H61ZM63 186H66L65 183H64ZM70 186H71V187H70ZM86 186H87V185H86ZM94 186H95V185H94ZM94 186H93V187L91 186V188L95 189ZM97 186H98V185H97ZM115 186H116V185H115ZM120 186H121V185H120ZM123 186H124V185H123ZM148 186H149V185H148ZM191 186H192V185H191ZM1 187H3V186H1ZM10 187H11V186H10ZM19 187H20V186H19ZM50 187H51V186H50ZM54 187H55V186H54ZM57 187H58V185H57ZM79 187H80V186H79ZM82 187H83V186H82ZM88 187H90V185H88ZM103 187H104V186H103ZM116 187H117V186H116ZM198 187L200 188L199 184H198ZM198 187H196V188H198ZM46 188H47V187H46ZM46 188H45V189H46ZM62 188H63V190L61 189L62 192H63L65 189L67 190V188H65V189H64V187H62ZM80 188H81V187H80ZM85 188H86V187L84 186L83 189H85ZM119 188H120V187H119ZM119 188H118V189H119ZM133 188H134V187H133ZM147 188H148V187H147ZM159 188H161V186H159ZM176 188H177V187H176ZM178 188H179V187H178ZM193 188H195V187L193 186ZM196 188H195V189H196ZM57 189L59 190V187H58ZM57 189H55V191H56ZM72 189H73V188H72ZM76 189H77V188H75L74 190L76 191ZM78 189H79V188H78ZM87 189H88V188H87ZM87 189H85V190L87 191ZM98 189H99V188H98ZM121 189H122V188H121ZM200 189H201V188H200ZM200 189H198V190H200ZM229 189H230V188H229ZM14 190H15V189H14ZM17 190H18V189H17ZM52 190H53V188H52ZM66 190H65V191H66ZM85 190H84V191H85ZM90 190H92V189H90ZM96 190H97V189H96ZM96 190H95V191H96ZM124 190H125V189H123V191H124ZM134 190H135V189H134ZM134 190H133V191H134ZM167 190H168V189H167ZM22 191H23V190H22ZM27 191H28V189H27ZM37 191H41V190L37 189ZM53 191H54V190H53ZM55 191H54V192H55ZM98 191L100 192V190H98ZM152 191H153V189H152ZM12 192H13V190H12ZM30 192H31V191H30ZM30 192H29V193L27 192L28 194H26V195H28V196H29V194L31 195ZM43 192H44V189H43ZM45 192H46V191H45ZM51 192H52V191H51ZM56 192H57V191H56ZM58 192H59V191H58ZM70 192H72V191H70ZM78 192H79V191H78ZM82 192H83V191H82ZM82 192H81V193H82ZM88 192H89V190H88ZM93 192H94V191H93ZM99 192H98V193H99ZM102 192H103V191H102ZM104 192H105V190H104ZM140 192H141V190H140ZM156 192H157V191H156ZM166 192H167V191H166ZM32 193H34V191H33ZM46 193H47V192H46ZM66 193H67V192H66ZM79 193H80V192H79ZM89 193H90V192H89ZM91 193H92V192H91ZM159 193H160V191H159ZM169 193H170V192H169ZM196 193H197V192H196ZM0 194H1V193H0ZM3 194H4V193H3ZM3 194H2V195H3ZM7 194H8V193H7ZM39 194H41V197H42V193H40V192L37 193V196H38ZM49 194H50L49 196H51V193H49ZM52 194H53V193H52ZM55 194H56V193L53 194L54 196L52 197V199L55 197ZM57 194H58V193H57ZM63 194H65V193L63 192ZM69 194H70V193H69ZM69 194H68V195H69ZM71 194L73 195V194H74V191H73V193H71ZM71 194H70L69 196H71ZM85 194H88V193L86 192ZM96 194H97V193H96ZM106 194H107V193H106ZM125 194H126V193H125ZM154 194H155V193H154ZM162 194H163V193H162ZM2 195H1V196H2ZM81 195L83 196L84 194L82 193ZM81 195H80V196H81ZM90 195H91V194H90ZM103 195H104V194H103ZM158 195H159V194H158ZM28 196H27V197H28ZM32 196H34V194H33ZM32 196H31V197H32ZM44 196H45V195H44ZM46 196H47V195H46ZM76 196H79L78 193H77ZM80 196H79V197H80ZM82 196H81V197H82ZM86 196H87V195H86ZM111 196H112V194H111ZM121 196H122V195H121ZM126 196H128V194H127ZM138 196H140V195H138ZM10 197H11V196H10ZM41 197H39V198L37 197V199L39 200ZM64 197H65V196H64ZM66 197H67V196H66ZM79 197H77V198L79 199ZM83 197H84V196H83ZM95 197H96V196H95ZM100 197H103V196H100ZM116 197H117V195H116ZM122 197H123V196H122ZM132 197H133V196H132ZM154 197H155V196H154ZM157 197H158V196H157ZM157 197H156V198H157ZM159 197H160V196H159ZM185 197H186V196H185ZM5 198H6V197H5ZM56 198H57V197H56ZM56 198L54 199L55 201H56ZM61 198H62V196H61ZM71 198H72V197H71ZM75 198H76V197H75ZM85 198H86V197H85ZM91 198H92V197H91ZM110 198H111V197H110ZM142 198H143V195H142ZM156 198H155V199H156ZM176 198H177V197H176ZM3 199H4V197H3ZM32 199H33V197H32ZM34 199H35V198H34ZM34 199H33V200H34ZM37 199H36V200H37ZM41 199H42V198H41ZM46 199H48V198H46ZM59 199H60V198H59ZM78 199H77V200H78ZM80 199L82 200L83 198H80ZM80 199H79V200H80ZM113 199H115V198H113ZM131 199H133V198H131ZM143 199H144V198H143ZM152 199H154V198H152ZM204 199H205V198H204ZM12 200H13V199H12ZM18 200H19V199H18ZM26 200H27V199H26ZM26 200H25V201H26ZM36 200H35V201H36ZM38 200H37V201H38ZM70 200H72V199H70ZM77 200H75L74 197H73V200H72V201H73V203H74V201H76L75 203H78L79 200H78V201H77ZM86 200H87V198H86ZM92 200H93V199H92ZM96 200H97V199H96ZM104 200H105V199H104ZM125 200H126V198H125ZM192 200H193V199H192ZM195 200H196V198H195ZM0 201H1V200H0ZM8 201H9V198H8ZM10 201H11V200H10ZM16 201H17V200H16ZM40 201H41V200H40ZM51 201H52L53 204H54V201H53V200H51ZM58 201H59V200H58ZM58 201H57V202H58ZM61 201H62V200H61ZM63 201H64V200H63ZM68 201H69V200H68V198H67V202H68ZM72 201H70V202H72ZM84 201H85V200H84ZM84 201H83L82 205L84 204ZM94 201H95V200H94ZM102 201H103V200H102ZM105 201H106V200H105ZM121 201H122V200H120V202H121ZM138 201H139V200L137 199V202H138ZM142 201H143V200H142ZM142 201H140V202H142ZM151 201H152V200H151ZM157 201H158V199H157ZM157 201H156V202H157ZM169 201H170V200H169ZM179 201H180V200H179ZM204 201H205V200H204ZM4 202H5V201H4ZM27 202H28V201H27ZM29 202L31 203V200H30ZM48 202H49V201H48ZM48 202H47V203H48ZM70 202H68L66 205H68ZM85 202H86V201H85ZM88 202H89V201H88ZM107 202H109V201H107ZM130 202H131V201H130ZM134 202H135V201H134ZM134 202H133V203H134ZM146 202H147V201H146ZM171 202H172V201H171ZM19 203H21V202H19ZM22 203H23V202H22ZM33 203H34V202H33ZM58 203H59V202H58ZM62 203H64V202H62ZM90 203H91V202H90ZM105 203H106V202H105ZM121 203H122V202H121ZM128 203H129V202H128ZM150 203H151V202H150ZM150 203H149V204H150ZM152 203H153V202H152ZM157 203H158V202H157ZM5 204H7V202H6ZM5 204H4V205H5ZM11 204H12V203H11ZM11 204H10V205H11ZM60 204H61V203H60ZM60 204H59V205H60ZM86 204H87V203H86ZM95 204H96V203H95ZM100 204H102V202H101ZM117 204H118V203H117ZM125 204H126V201H125ZM131 204H132V203H131ZM142 204H143V203H142ZM145 204H146V203H144V205H145ZM160 204H161V203H160ZM162 204H163V203H162ZM180 204H181V203H180ZM8 205H9V204H8ZM16 205H17V203H16ZM20 205H21V204H20ZM34 205H35V204H34ZM40 205H42V204H40ZM43 205H44V204H43ZM62 205H63V204H62ZM64 205H65V204H64ZM66 205H65V206H66ZM87 205H88V204H87ZM97 205H98V204H97ZM97 205H95V207H96ZM108 205H109V204H108ZM121 205H122V204H121ZM121 205H119L118 208L120 207V210H123V209H121V208L124 207V206L121 207ZM127 205H128V204L125 205L124 209L126 208ZM169 205H170V204H169ZM176 205H177V204H176ZM194 205H195V204H194ZM2 206H3V205H2ZM11 206H12V205H11ZM29 206H30V205H29ZM29 206H27V207H29ZM37 206H38V205H37ZM46 206H48V205H46ZM51 206H52V205H51ZM72 206H73V204H72ZM72 206H71V207H72ZM100 206H101V205H100ZM100 206H99V207H100ZM105 206H106V205H105ZM159 206H160V205H159ZM18 207H19V206H18ZM39 207H40V206H39ZM39 207H38V208H39ZM71 207L69 206V208H71ZM74 207H75V206H74ZM79 207H80V206H79ZM79 207H78V209L80 210V214H81V215L83 214V216H84V213H83V212L81 213V211H82V210H81L82 207H81V209H80ZM129 207H130V205H129ZM144 207H145V206H144ZM9 208H10V207H9ZM9 208H8V206H7V209H9ZM14 208H15V207H14ZM14 208H13V209H14ZM19 208H21V207H19ZM32 208H33V207H32ZM38 208H37V209H38ZM43 208H44V207H43ZM46 208H47V207H45V209H46ZM59 208H60V206H59ZM91 208H92V207H91ZM93 208H94V207H93ZM132 208H133V207H132ZM132 208H131V209H132ZM136 208H137V207H136ZM152 208H153V207H152ZM155 208H156V207H155ZM174 208H175V207H174ZM178 208H179V207H178ZM189 208H191V207H189ZM11 209H12V208H11ZM22 209H23V208H22ZM66 209H68V208H66ZM66 209H64V210H66ZM86 209H87V207H86ZM94 209H95V208H94ZM94 209H93V210H94ZM97 209H100V210H101V209H103V208H98V207H97ZM127 209H128V208H127ZM129 209H130V208H129ZM141 209H142V207H141ZM147 209H148V208H147ZM159 209H160V208H159ZM170 209H171V207H170ZM0 210H1V203H0ZM4 210H5V209H4ZM4 210H3V212H5ZM25 210H27V209H25ZM30 210H31V209H30ZM30 210H29V211H30ZM34 210H35V209H34ZM43 210H44V209H43ZM47 210H48V209H47ZM59 210H60V209H59ZM71 210H72V208H71ZM90 210H91V209H90ZM90 210H89V211H90ZM100 210H99V212H100ZM111 210H112V209H111ZM120 210H119V211H120ZM154 210H155V209H154ZM15 211H17V210H15ZM20 211H21V209H20ZM20 211H19V212H20ZM22 211H23V210H22ZM22 211H21V212H22ZM48 211H49V210H48ZM48 211H47V212H48ZM77 211H78V210H77ZM112 211H113V210H112ZM112 211H111V212H112ZM114 211H116V210H114ZM141 211H142V210H141ZM143 211H144V210H143ZM148 211H151V210L148 209ZM158 211H159V210H158ZM192 211H193V210H192ZM21 212H20V213H21ZM26 212H27V211H26ZM30 212H31V211H30ZM38 212H39V210H38ZM47 212H46V213H47ZM58 212H59V211H58ZM78 212H79V211H78ZM78 212H77V213H78ZM94 212H95V210H94ZM108 212H109V210H108ZM120 212H122V211H120ZM124 212H125V210H123V215H125ZM6 213H7V212H6ZM24 213H25V212H24ZM68 213H69V212H68ZM92 213H93V212H92ZM127 213H128V211H127ZM129 213H130V211H129ZM131 213H132V212H131ZM131 213H130V215H132ZM137 213H138V212H137V210H136V214H135V215H137ZM139 213H140V212H139ZM149 213H150V212H149ZM149 213H148V214H149ZM154 213H155V212H154ZM184 213H185V212H184ZM1 214H2V213H1ZM1 214H0V215H1ZM12 214H13V213H12ZM39 214H40V213H39ZM48 214H49V212H48ZM54 214H55V213H54ZM59 214H60V213H59ZM59 214H58V215H59ZM66 214H67V212H66ZM100 214H102V213H100ZM111 214H112V213H111ZM114 214H115V213H114ZM133 214H134V213H133ZM143 214H144V213L142 212L141 215H143ZM151 214H153V212H151ZM151 214H150V215H151ZM157 214H158V213H157ZM163 214H164V213H163ZM181 214H182V213H181ZM8 215H9V214H8ZM15 215H16V214H14V216H15ZM20 215H22V213H21ZM37 215H38V214H37ZM45 215H46V214H45ZM64 215H65V213H64ZM86 215H87V214H86ZM86 215H85V217H86ZM112 215H113V214H112ZM126 215H127V214H126ZM130 215H129V217H130ZM135 215H134V219L137 220V218H139V217L136 218ZM139 215H140V214H139ZM158 215H159V214H158ZM185 215H186V214H185ZM55 216H56V215H55ZM67 216H68V214H67ZM76 216H77V215H76ZM89 216H90V215H89ZM91 216H92V215H91ZM94 216H95V215H94ZM153 216H154V215H153ZM161 216H162V215H161ZM181 216H182V215H181ZM191 216H192V215H191ZM6 217H7V216H6ZM6 217H5V219H6ZM24 217H25V216H24ZM46 217H47V216H46ZM65 217H66V216H65ZM77 217H78V216H77ZM95 217H96V216H95ZM99 217H100V216H99ZM107 217H108V216H107ZM116 217H118V215H117ZM121 217H122V216H121ZM123 217H124V216H123ZM132 217H133V216H132ZM141 217H142V216H141ZM151 217H152V216H151ZM162 217H163V216H162ZM3 218H4V217H3ZM8 218H9V217H8ZM59 218H61V217H59ZM82 218H83V217H81V221H82ZM124 218H126V217H124ZM10 219H12V218L10 217ZM14 219H16V218H14ZM18 219H19V217H18ZM18 219H17V220H18ZM49 219H50V218H49ZM65 219H66V218H65ZM68 219H69V218H68ZM88 219H89V218H88ZM104 219H105V218H104ZM117 219H118V218H117ZM127 219H129V218H127ZM134 219H133V220H134ZM142 219H145L144 222H145L146 220H149L148 218L146 219V215H145V218L143 217V218H141L140 220H142ZM155 219H156V218H155ZM159 219H160V218H159ZM164 219H165V217H164ZM12 220H13V219H12ZM21 220H22V219H21ZM28 220H29V219H28ZM106 220H107V218H106ZM111 220H112V219H111ZM120 220H121V219H120ZM135 220H134V221H135ZM140 220H138V221H140ZM162 220H163V219H162ZM169 220H170V219H169ZM7 221H8V219H7ZM7 221H6V223H7ZM32 221H33V220H32ZM32 221H31V222H32ZM47 221H48V219H47ZM66 221H68V220H66ZM77 221H78V220H77ZM99 221H101V220H99ZM130 221H131V220H130ZM134 221H133V222H134ZM180 221H181V220H180ZM189 221H190V219H189ZM1 222H2V221H0V238L3 237L4 233L7 232L6 229L8 228V226H10V225L1 224ZM11 222H13V221H11ZM20 222H21V221H20ZM20 222H18V225L20 224ZM27 222H28V221H27ZM39 222H40V221H39ZM49 222H50V221H49ZM59 222H60V221H59ZM64 222H65V221H64ZM68 222H69V221H68ZM92 222H93V221H92ZM104 222H105V221H104ZM115 222H116V221H115ZM121 222H123V220H122ZM126 222H127V221H126ZM151 222H152V221H151ZM155 222H156V221H155ZM9 223H10V221H9ZM52 223H53V222H51V224H52ZM62 223H63V222H62ZM72 223H73V221H72ZM89 223H90V221H89ZM106 223H107V222H106ZM112 223H113V222H112ZM116 223H117V222H116ZM116 223H114V224H116ZM118 223H119V222H118ZM147 223H149V222H147ZM169 223H170V222H169ZM175 223H176V221H175ZM177 223H178V222H177ZM187 223H189V222H187ZM14 224L17 225V222L14 223ZM14 224H13V225H14ZM22 224H24V223H22ZM27 224H28V223H27ZM54 224H56V223H54ZM78 224H79V223H78ZM80 224H81V223H80ZM114 224H113V225H114ZM132 224H133V223H132ZM135 224H137V222H136ZM135 224H133V226H135L134 229H136V227H137ZM141 224H143V223L141 222ZM162 224H163V223H162ZM166 224H168V223H166ZM11 225H12V224H11ZM13 225H12V227H14ZM30 225H32V224H30ZM72 225H73V224H72ZM75 225H76V223H75ZM82 225H83V224H82ZM82 225H81V226H82ZM87 225H88V223H87ZM101 225H102V224H101ZM128 225H129V224H128ZM139 225H140V222H139L138 226H139ZM149 225H150V223H149ZM149 225H147L146 227H148ZM186 225H187V224H186ZM189 225H191V224H189ZM38 226H39V225H38ZM52 226H53V225H52ZM91 226H92V225H91ZM123 226H125V225H123ZM130 226H131V223H130ZM142 226H143V225H142ZM169 226L171 227V225H169ZM173 226H174V225H173ZM6 227H7V228H6ZM17 227H18V226H17ZM17 227H15V228H17ZM19 227H20V225H19ZM24 227H25V226H24ZM24 227H23V228H24ZM50 227H51V226H50ZM56 227H57V226H56ZM56 227H55V228H56ZM60 227H61V226H60ZM60 227H58L57 229H62V228H63V227H62V228H60ZM86 227H87V226H86ZM92 227H93V226H92ZM100 227H101V226H100ZM126 227H127V226H126ZM146 227L144 226V227H142V228L145 229ZM161 227H162V225H161V226H156V228H157L156 230H155V228L152 229V230H150L151 227H150V228L148 227L149 230H145V231H149V233L146 232V233H148V234H144L143 232H140V233H143L144 236H145V235H148V237L144 240V242H142V240L139 239V241L141 240V242H142V244H141V242H140V244L142 245L141 247L145 248V250L143 249L144 252L140 253V259L146 261L148 264H174V263H172V255L169 254L168 251H167V250H169V248H167L166 250H163V248H165V247H163V248L161 247V245H164V243L167 242V244H168V243H171V241H173V240H172L171 237H168V236L166 237V236H165V234H164V232H163V230H162ZM163 227H164V226H163ZM180 227H181V226H180ZM187 227H188V226H187ZM23 228H22V229H23ZM25 228H26V227H25ZM114 228H115V227H114ZM120 228H122V227H120ZM127 228H128V227H127ZM139 228L141 229V227H139ZM139 228H138V229H139ZM8 229H9V228H8ZM11 229H12V228H11ZM20 229H21V228H20ZM41 229H43V228H41ZM50 229H51V228H50ZM92 229H93V228H92ZM104 229H105V228H104ZM125 229H126V228H125ZM130 229L133 230L132 228H130ZM138 229H137V230H138ZM144 229H143V230H144ZM180 229H181V228H180ZM182 229H183V227H182ZM193 229H194V228H193ZM13 230H14V229H13ZM44 230H45V229H44ZM64 230H65V229H64ZM76 230H78V229H76ZM117 230H118V229H117ZM141 230H142V229H141ZM178 230H179V229H178ZM188 230H189V229H188ZM5 231H6V232H5ZM11 231H12V230H11ZM18 231H19V229H18ZM18 231H17V232H18ZM32 231H33V230H32ZM66 231H67V230H66ZM71 231H73V230H71ZM88 231H89V230H88ZM90 231H91V228H90ZM90 231H89V232H90ZM134 231H135V230H134ZM134 231H131V232H134ZM138 231H139V230H138ZM138 231H137L136 233H139ZM168 231H169V230H168ZM168 231H167V232H168ZM40 232H41V231H40ZM48 232H49V231H48ZM60 232H61V231H60ZM74 232H75V231H74ZM85 232H86V230L84 231V233H85ZM89 232H88V233H89ZM171 232H172V231H171ZM192 232H193V230H192ZM9 233H11V232L9 231ZM24 233H25V232H24ZM45 233H46V232H45ZM64 233H65V232H64ZM91 233H92V232H91ZM97 233H98V232H97ZM129 233H130V232H129ZM140 233H139V234H140ZM173 233H174V232H173ZM6 234H7V233H6ZM14 234H18V233H16V232L14 233V232H13V235L11 234V236H12V237L15 236ZM47 234H48V233H47ZM53 234H54V233H53ZM124 234H125V233H124ZM130 234H131V233H130ZM133 234H134V236H135V233H133ZM175 234H176V232H175ZM18 235H19V234H18ZM119 235H120V234H119ZM141 235H142V234H141ZM8 236H10V235H7V238H8ZM32 236H34V234H33ZM62 236H63V235H61V237H62ZM72 236H73V235H72ZM84 236H85V235H84ZM128 236H129V235H128ZM136 236L138 237L139 235H136ZM170 236H171V234H170ZM181 236H182V235H181ZM4 237H6V235H4ZM55 237H56V236H55ZM55 237H54V239H55ZM57 237H58V236H57ZM89 237H90V235H89ZM124 237H125V236H124ZM124 237H123V238H124ZM172 237H173V236H172ZM15 238H16V237H15ZM15 238H14V239H15ZM58 238H60V237H58ZM66 238H68V236H66ZM69 238H70V237H69ZM74 238H75V237H74ZM92 238H93V237H92ZM94 238H95V237H94ZM119 238H120V237H119ZM132 238H133V237H132ZM134 238H135V237H134ZM134 238H133V240H134ZM139 238H141V237H139ZM143 238H144V237H143ZM143 238H142V239H143ZM5 239H6V238L1 239L0 242H3L2 240H4V242H5ZM10 239H11V238H10ZM10 239H9V240L7 239L8 241L6 240V241H7L6 244H8V242L11 241ZM174 239H175V237H174ZM176 239H177V238H176ZM202 239H203V238H202ZM12 240H13V239H12ZM38 240H39V239H38ZM94 240H96V239H94ZM102 240H103V239H102ZM130 240H131V238H130ZM177 240H178V239H177ZM183 240H184V239H183ZM190 240H191V239H190ZM203 240H204V239H203ZM29 241H30V240H29ZM46 241H47V240H46ZM62 241H63V240H62ZM74 241H75V239H74ZM92 241H93V240H92ZM126 241H127V243L125 242V244H128V243H129L128 239H126ZM131 241H132V240H131ZM131 241H130V245H131ZM139 241H138V242H139ZM178 241H179V240H178ZM49 242H50V241H49ZM55 242H56V241H55ZM68 242H69V241H68ZM71 242H72V241H71ZM75 242H76V241H75ZM75 242H74V243H75ZM77 242H78V241H77ZM79 242H80V240H79ZM174 242H175V241H174ZM19 243H20V242H19ZM21 243H22V242H21ZM0 244H1V243H0ZM4 244H5V243H4ZM6 244H5V245H6ZM12 244H13V243H12ZM24 244H25V243H24ZM76 244H77V243H76ZM85 244H86V243H85ZM87 244H89V243H87ZM101 244H102V243H101ZM122 244L125 245L123 242H122L120 245H122ZM134 244H135V243H134ZM138 244H139V243H138ZM140 244H139V247H140ZM172 244H173V243H172ZM177 244H179V243H177ZM180 244H182V243H180ZM188 244H189V243H188ZM16 245H17V244H16ZM16 245H15L14 247H16ZM109 245H110V244H109ZM132 245H133V244H132ZM192 245H193V244H192ZM196 245L198 246V243H197ZM202 245H203V244H202ZM18 246H19V245H18ZM50 246H51V245H50ZM50 246H49V247H50ZM62 246H63V245H62ZM66 246H67V245H66ZM110 246H111V245H110ZM116 246H118V244H117ZM125 246H126V245H125ZM125 246H123V247H125ZM134 246H137V245H134ZM166 246H167V245H166ZM180 246H181V245H180ZM182 246H183V245H182ZM190 246H191V245H190ZM193 246H194V245H193ZM205 246H206V245H205ZM217 246H218V245H217ZM1 247H2V246H1ZM1 247H0V248H1ZM4 247H5V246H4ZM4 247H3V248H4ZM12 247H13V246H12ZM37 247H38V246H37ZM87 247H88V246H87ZM101 247H102V246H101ZM119 247H120V246H119ZM128 247H131V246H129V244H128V245H127V248H128ZM141 247H140V249L138 248L139 251L142 249ZM172 247H173V246H172ZM207 247H208V246H207ZM3 248H2V249H3ZM8 248H10V245L8 246ZM23 248H24V247H23ZM104 248H105V247H104ZM106 248H107V247H106ZM127 248H125V249H126L125 252H127V254H128V251L130 250V248H129V249H127ZM131 248H134V247H131ZM184 248H185V246H184ZM198 248H199V246H198ZM200 248H201V247H200ZM208 248H209V247H208ZM10 249H11V248H10ZM12 249H13V248H12ZM16 249H17V248H16ZM28 249H29V248H28ZM60 249H61V248H60ZM60 249H59V250H60ZM108 249H109V248H108ZM115 249H116V248H115ZM115 249H114V250H115ZM122 249H123V248H122ZM135 249H136V248H134V250H135ZM138 249H136V250H138ZM172 249H173V248H172ZM182 249H183V248H182ZM190 249H191V248H190ZM193 249H194V248H193ZM46 250H47V249H46ZM49 250H50V249H49ZM72 250H73V249H72ZM72 250H71V252H72ZM76 250H77V249H76ZM118 250H119V249H118ZM123 250H124V249H123ZM127 250H128V251H127ZM134 250L132 249V251H134ZM136 250H135V251H136ZM187 250H189V249H187ZM196 250H197V249H196ZM200 250H201V249H200ZM1 251L3 252V250H1ZM31 251H32V250H31ZM73 251H74V250H73ZM78 251H79V250H78ZM110 251H111V250H110ZM198 251H199V250H198ZM202 251H203V250H202ZM215 251H216V250H215ZM5 252H7V246H6V251H5ZM10 252H11V251L9 250V253H10ZM13 252H14V251H13ZM44 252H46V251H44ZM47 252H48V251H47ZM63 252H64V251H63ZM82 252H83V251H82ZM130 252H131V251H129V254H130ZM182 252H183V250H182ZM182 252L180 253V255L182 254ZM185 252H186V249H185L184 253H185ZM191 252H192V251H191ZM78 253H79V252H78ZM83 253H84V252H83ZM116 253H117V252H116ZM119 253H120V252H119ZM123 253H124V252H122V255H123ZM131 253H132V252H131ZM134 253H137V252H134ZM196 253H197V251H196ZM1 254H2V253H1ZM11 254H12V253H11ZM13 254H14V253H13ZM16 254H17V253H16ZM53 254H54V253H53ZM57 254H58V253H57ZM66 254H67V253H66ZM91 254H92V252H91ZM127 254L125 255V253H124L125 260H127ZM129 254H128V256H130ZM132 254H133V253H132ZM138 254H139V253H138ZM200 254H201V252H200ZM4 255H5V254H4ZM6 255H7V254H6ZM8 255H9V254H8ZM48 255H49V254H48ZM55 255H56V254H55ZM114 255H115V254H114ZM114 255H113V256H114ZM118 255H119V254H118ZM35 256H36V255H35ZM76 256L78 257V255H76ZM101 256H102V255H101ZM131 256H132V255H131ZM131 256H130L129 258H130L131 261H132V260H133V256H132V258H131ZM136 256H137V255L135 254V257H136ZM199 256H200V255H199ZM54 257H56V259L59 258V257L57 258V256H54ZM68 257H69V255H68ZM102 257H103V256H102ZM124 257H122V258L124 259ZM180 257H181V256H180ZM5 258H7V257H5ZM46 258H47V257H46ZM108 258H109V257H108ZM118 258H119V257H118ZM118 258H117L115 261H118ZM120 258H121V256H120ZM129 258H128V259H129ZM136 258H137V257H136ZM183 258H184V257H183ZM195 258H196V257H195ZM261 258H262V262H264V254L262 255ZM7 259H8V258H7ZM15 259H16V258H15ZM60 259H62V257H61ZM130 259H129V260H130ZM173 259H174V258H173ZM192 259H193V258H192ZM4 260H5V259H4ZM70 260H71V259H70ZM80 260H81V256H80ZM134 260L137 261L138 258H137V259H134ZM134 260H133V261H134ZM187 260H188V259H187ZM196 260H197V259H196ZM29 261H30V260H29ZM42 261H43V260H42ZM45 261H47V259H46ZM90 261H92V260H90ZM121 261H122V259H121ZM135 261H134V262H135ZM138 261H139V260H138ZM185 261H186V260H185ZM24 262H25V261H24ZM60 262H61V261H60ZM71 262H72V261H71ZM77 262H78V261H77ZM77 262H75V264H76ZM79 262H80V261H79ZM92 262H93V261H92ZM118 262H119V261H118ZM123 262H124V260H123ZM134 262H130V263H131V264H134ZM141 262H142V261H141ZM141 262H139V264H140ZM196 262H198V261H196ZM205 262H206V261H205ZM259 262H261V261L259 260ZM262 262H261V263H262ZM18 263H19V262H18ZM37 263H38V262H37ZM42 263H43V262H42ZM44 263H45V262H44ZM48 263H49V262H48ZM52 263H53V262H52ZM63 263H64V262H63ZM116 263H117V262H116ZM125 263H126V262H125ZM127 263H128V262H127ZM130 263H129V264H130ZM185 263H187V262H185ZM188 263H189V262H188ZM69 264H70V263H69ZM90 264H92V263L90 262ZM93 264H94V263H93ZM119 264H121V262H120ZM122 264H123V263H122ZM143 264H144V263H143ZM193 264H195V263H193Z\"/></svg>",
	"mask_w": 264,
	"mask_h": 264
},
{
	"label": "rangeland",
	"instance_id": "3",
	"mask_svg": "<svg viewBox=\"0 0 264 264\" xmlns=\"http://www.w3.org/2000/svg\"><path fill=\"white\" fill-rule=\"evenodd\" d=\"M233 2H234V5H233V7L230 10L231 11V15L234 14L235 16H237V15H239L241 13H245L246 12V23H247V28H246L247 33L246 34L247 35L251 34V35L255 36V42L257 43V46H259V47L263 46L264 47V26L260 22H258V24H257V23H255L253 21V20H255L254 15L253 14L252 15L249 14V12H248L249 9L247 8V6H250V7L252 6L254 8V10L257 11L258 15H260L262 17V20H264V0H233ZM158 29H160V28H158ZM256 52H257V50H255V53ZM255 57H258V56H255ZM54 70H55V68H54ZM47 71L48 70L46 69L45 73H46L47 77H49L51 79V73H49ZM61 72L60 73H53L52 80H53V76H57V78L60 79V77H61V75L63 73V72L62 73ZM62 76H64V75H62ZM257 77L260 78L259 82H264V71H262L261 69L258 68ZM252 116H254V115H252ZM46 120L47 119L45 117H43L42 124H45ZM233 123H234L235 127L240 124L239 120L238 121H233ZM244 128H245V126H244ZM40 135H42V134L38 133V134H36V136L33 135L34 137L31 136V137H28L26 139H25V137H20V138L16 139L15 142L8 143V144L5 143V142H1L0 141V153L3 152L4 150L6 151L8 148H14V147H18V146H23L25 144V142L27 140H29L30 138H32V137H33L32 141L40 139V137H39ZM44 136H45V134H44ZM241 137H244V136L242 135ZM241 137L239 138V141L243 140V138L241 139ZM15 143H19V145H16V146L9 145V144H15ZM6 145H9V146H6ZM35 147H36V143H35ZM255 153L256 152L254 151V152H250L249 154H255ZM261 174H262V171H261ZM244 181H246V180L243 178L241 180V182L239 183L240 184L239 185V184H234V179H233L232 183L231 184L229 183V188L231 190L227 191V192H224L225 189L215 190L214 192L216 194H218V196H216V194L213 196V197L216 196V199H215L214 204L212 205L211 210L209 211V214H211L213 216H221L218 213V210H219L220 207H222L223 208L222 212H228L229 213V219H230L231 214H230L229 211H227V208H231V210L234 212L233 215L236 216V217H241L243 219L244 215H251L250 213H254V214H257V215L263 217L262 221H264V211L258 205L251 203L252 199L247 198L249 196L247 195V189L245 187H243V182ZM23 186H25V185H23ZM26 188H27V186H26ZM243 188H244V190H243ZM225 194H228V195L227 196H222L223 198L219 197V196L225 195ZM250 194H251V197L253 198L254 197V193L251 192ZM190 195L192 196V194H190ZM173 197H174V195H173ZM254 201H257L259 203L263 202L262 199H255V198H254ZM47 219H48V222L50 221L49 224L51 226L53 225L52 227H54V228L56 227L55 225L61 224L62 222L66 221V220H68L69 223L72 222V220L67 219V218L66 219L65 218H54V217H51L50 215H49V217ZM229 219L227 220V222L229 221ZM29 221L33 222V226H34L33 228L36 230L37 214L35 213L34 210H33V215L29 216ZM51 222H53V223L51 224ZM54 223H56V224H54ZM52 227H49V226H45L44 227L47 230L48 234L47 233L46 234H42V233L38 232L37 230L34 231L35 232L34 236L38 237V239H39L38 242H37V246L38 247H36L39 250L37 251L38 256L34 259V261H33L34 263L33 264H69V263L70 264H75V262H77V261L78 262L76 264H83L84 262L81 263L82 259H83L82 255L85 252L81 253V251H77V250L73 251L71 243L68 242V238H66V235L62 231L60 232V230L57 229L58 227L55 228L56 230H53ZM74 227L75 226H69V228H74ZM229 227H230V225H229ZM234 228L237 229L236 231H239V235L240 234H242V235H255V236L251 237L252 238L251 243L253 242V240L258 242L257 246H256V242H253V247H255L257 250H260L263 247V245H264V235H262V236L258 235L259 233H263V232L255 231V230L250 229L249 227H247L245 221L243 223V227L240 230H238L240 228V223L234 225ZM236 231H234V233ZM61 235H63V236L61 237ZM57 236L60 237V238H58ZM54 237H55V239H54ZM243 243H244V245H246L245 241ZM71 250H72V252H71ZM44 251H46V252H44ZM263 252L264 251L261 250L260 254L263 253ZM68 255H69V257H68ZM76 255H78V257ZM54 256H57V258L58 257L59 258L56 259V257H54ZM80 256H81V260H80ZM61 257H62V259H60ZM46 259H47V261H45Z\"/></svg>",
	"mask_w": 264,
	"mask_h": 264
}]
</instances>
